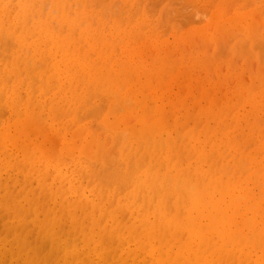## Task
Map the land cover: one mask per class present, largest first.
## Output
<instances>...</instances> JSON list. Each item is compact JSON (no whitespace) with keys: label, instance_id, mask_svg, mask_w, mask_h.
Instances as JSON below:
<instances>
[{"label":"bare ground","instance_id":"1","mask_svg":"<svg viewBox=\"0 0 264 264\" xmlns=\"http://www.w3.org/2000/svg\"><path fill=\"white\" fill-rule=\"evenodd\" d=\"M146 1L147 0H0V109L2 110V113H3L4 109H2V107L6 108V110L9 111V114H7V115L10 116V114H11L10 119H6L7 120L6 122H2L1 119H0V237H2V238L4 237L7 240H9L8 238H10V242H11V239H12L13 240L12 242L14 244H15L14 240L21 241V243L23 242L24 245H26L25 246L26 247L25 248L26 251L27 252H28V250L31 251V252H29L30 255H34L35 253H39V252L45 250L47 247L50 246L49 245L50 243L51 244L52 243L54 244L56 242L60 243L59 241H56V240H58V239H64L65 240V238H69V240L67 239L68 242L70 241V239H75V240L79 239V241L82 240V243H85L86 246L90 242L92 244L93 243H98L100 245L101 244H103V245L104 244H108L109 245V244H115L116 243V245L119 244L118 247H121L122 244H123V246L121 247L122 248L121 250H123V248H127L128 249V247H124V245L126 243H128V241H129L130 244L131 243L133 244V242H135V243L139 242L140 243V241L142 240V237L144 236V235L141 236V233H142L141 229L144 226H146V225H151V228H152L151 229L149 227L150 230L148 229L146 233H148L150 235L153 234V236L157 232V228H158V231L162 232V233H176V234H179L180 233L179 232L180 228L184 227L186 229H189V231L191 233H193V234L199 233V231H202V230L206 231L207 229H209L210 234L207 233V232H206V234H209V236L211 235V233L214 234V235L217 234L218 237H220L219 234H220L221 230H219L217 232L216 229L218 230V228L219 229L222 228L223 234H224L223 236L226 235L224 237L226 240L222 241V244H220L219 247H221V250L219 249V247L216 248L217 252H218V250H220V252H222V253H223V250H224L223 247L226 246V244H228L230 246L229 241L231 242V246H230L229 249H231V247L233 245L237 244L238 242H241V240L243 241V237L242 236L244 234H241L240 231L243 232L242 229H245V228L250 229V228L258 227L260 225L261 228L259 230V236L261 237L262 241L264 240L263 239L264 238V236H263L264 235V169H262V168H264V165H263L264 164V157L262 158L261 154H260L261 157H258L259 154L258 155H252L253 153L255 154V152H258V153H262L263 152L264 153V151H262L264 149H261V148H264V146H263L264 144H263V141L261 139L262 138L261 134H263L264 129H260V130L258 129L257 130V129H255L252 126V124L250 125L254 129V130L252 129V134L255 133V132L257 133L259 131V133H258L259 135L258 136H260L259 138L262 141V143L259 140H257V143H259V144L261 143L260 144V150H259L258 146L255 148L256 145L255 144L253 145L252 144L253 142L251 143L249 141V140L253 141L254 139L256 140L258 136L255 137V136L251 135V137H254V139L252 140V138L249 137V139L247 140V136L248 135H246L244 133H247L248 131L244 132L243 134H242V132L239 134V132L241 130H239V132H238V136H240V137L234 138L237 135L236 134L237 132H236L234 134L231 133L232 137L229 136V138H233V139H236V140L238 139V141L240 140L239 143H238V141H236L237 143L234 141L235 144L238 146V148H237V146H234V149L236 147V150L237 149L240 150V147H241L240 143H242V148H241L240 152L243 151L242 149H244L243 145H247L246 142L249 143L250 145L248 144V148H247V146H245L246 149H247V151H245L246 153H244V151H243V153L241 152L242 154H240L239 151H237V154L239 153V156L237 155V157L230 158L229 154H227L229 156L224 155V156H226V157H224L219 147L225 146V144L227 143L226 140L229 141L228 145H229V147H231L230 149H233V146H231L230 144H232V145L234 144V142L233 143L231 142L233 139L231 141L228 139L227 135H230V134L225 135L226 133L224 134V136L220 135V133H219L220 137L218 136L217 140H218V142H221V141L222 142H221L220 145L215 144L217 148L213 149V147H214L213 143L215 142V140H214V142L212 143L213 139L215 138V137L213 138V136H214V134L216 132L218 133V131L216 130V126H218L219 124L222 126V130H221V126H220V130H219V127H218V130L221 133H224V130H226V132H230V131L234 132L233 130L236 131L238 129H242V131H243L245 129L244 128L245 126L244 127L240 126V124L237 121V119L242 118V116L244 115L243 113H238L239 104H238V107L235 106L238 109H236V111H234V113L232 112L233 109L231 110L229 108L230 111H231L230 113L236 114L235 112H237V114H240V115H238V116H240V118L237 117V115L234 116L233 114H231L232 117L234 116L232 119L234 120V118H235L236 120H234V121H237V122H234L233 120H231L230 113H229V111H227L228 112L227 114H229L228 117H230L231 122L233 121L232 122L233 124L231 125L229 118H227V114L225 112H224L225 114L222 113L223 110H225V108H227V106L226 107L224 106L225 108L221 109V107H222V106L220 107L221 104L217 103L220 100H217L216 103L218 104V107L216 106L217 109H215L216 110V112H215L216 116H217L218 113H220L219 110L221 109V111H222L221 114L225 115V117H224L225 120L228 119L230 124L228 122H226L227 124L225 122H222V123H224L223 125L221 124V120H220L221 119L220 118L221 114L220 115L218 114V116H219L218 118H220V119L215 117V115H213L214 118L212 117L214 120H215V118H217V121H220V123L218 125L216 123L217 121H215V125H214L215 127L212 126V125H211L212 127L210 125H207V123L209 122L208 119H210L211 116L206 118V120L208 121V122H204V124H206V128H208V126H210L208 128V130L209 129L211 130V128L212 129L215 128V130H216V131L213 130L214 133L211 132L212 130L211 131L209 130L210 133H209L208 137L209 136L212 137L213 138L212 140L210 138H208L207 136H205L206 139L208 138L211 141V144H213V145H210L209 144L210 141L208 139L206 141L201 136L202 135L201 133L204 132L205 129L202 128L204 125H202L200 123L201 119L199 120V122H198V119H199L200 116L203 117V115L205 113L203 115H200L199 113H202L200 111L198 113V115H200V116L197 115V119H196V116H195V119L197 120V122L199 124H201L200 128H202L203 131L201 129L197 130V128H199V125L196 126L195 125L196 122H194V124H192L193 125L192 128H195V126H196V131H198L199 135L201 134L200 136L203 138L202 140H205V141H201L202 142L201 144H203V146H204L203 142H205L206 143L205 146H206L207 143H208L207 152L209 154H211L210 158H212V153H214L213 151L217 150L219 148L218 149L219 151H217L218 154L215 153V156L218 155L219 157L218 156H217V158L213 157V159L214 160L216 159L215 160L216 162L218 161L220 167L217 166V164H218L217 163L214 166L216 168V170H214L213 172H212V169L210 170V168H212V166H213L212 164H215V161L210 160L209 159V155L208 156L205 155L207 153L205 151L206 147L204 149H202L203 146L201 145V146H199L198 150L196 149V146L200 145V143L197 144V142H196V146L195 147L193 145L194 142L191 143L192 144L191 147H189V145H190L189 143L185 144V148L186 149H189V148L192 149L193 148V151L197 154L196 155L194 153V155H196V158H193L194 155L192 153L193 156L189 155V159H191V160L188 161V159H186L188 162H185V161L182 162L183 159L180 156L185 157V155H186V158H187L188 157L187 156L188 153L183 154V152L180 151L183 155L179 154V156H178V161H180V159H181L180 163H182V164L184 163L185 165L184 164L183 165H184L185 168H188V167L191 168L190 165H188V164H190V162H193L194 159H195L197 162L194 161V162H196L195 163L196 166L195 167L193 166V167H194V171H196L198 173L201 171V169L203 171V168H202L203 164H199V162H200L199 159L202 158V160H203L202 162L205 164V166L209 165V163L211 161H213L210 164L209 168H208V166L205 167V168H207V170H206L207 172H205L203 174L204 175L203 179H205V181H203V182L205 183V185L208 183V185L211 186L212 184L214 185L215 182L220 181V183L222 184V187H221L222 190L219 193L216 192V191H212L210 193H205V194L200 193L199 195H196V194H194V191L192 190V188H190V187H192V186H190V182L192 180L189 181L190 177L188 176L187 172H185L186 170H182L181 169L182 166L178 167L177 164H179V162H177V161L174 162V159L176 157H173V156H177L178 154L177 155H176V153L175 154H171L173 148H170V147H172V144H173V143L172 144L170 143L171 140L173 141V139L174 140L178 139L176 141H180L179 138H181V140H182L181 133H180V136L178 135V137H177L175 135L174 138H172L173 136L171 135L172 136L171 140H169V136H170L171 130L169 132V135L167 134V138L168 139L167 138H165V139H167L166 141H167V143L169 142L170 146H169V144H166L165 146H169L168 148L171 151L170 153H169L167 147L165 148L163 145L158 146V144H159L158 141L159 140L157 141L156 139H158V138L160 139L161 138V136L159 137L158 134L161 135L163 133H167L168 132L167 131L168 128L165 129L167 131L166 132L162 128V126L165 128V126H166L165 125L166 124L165 120L166 119L168 120V118H169V116L167 118L166 114L165 115L163 114V109L161 111L159 110L158 105H160V103L156 105V108L159 111L158 113H162V115H164V117L166 119L165 120L163 119L165 121V123L163 122L162 119L158 120V118L156 120L153 119V121H151L152 123H154V121H155V123L156 122L159 123V124L156 123L157 126H156V124H155V126L153 125L154 127H156V131L157 130L159 131V132H157L158 133L157 136H156L155 132H152V133L150 132L152 135L149 138H148V135L146 136V133H148V131L150 129L152 131L153 126L150 128V125H149V128H148L149 130L146 129L147 131H144L142 133L140 132V130H145V128L143 129V125L140 126L141 122L143 120L141 118V122H140V120H137L138 123H135L132 120V122H134L136 126H138L140 124L138 126V127H140V130L139 129L136 130V131H138L137 134L135 133V130H133L134 129L133 126H131L133 129H131V128H129L128 123H126L127 125L124 124V125H126L128 127L125 126V128L123 130L127 132V135H129V137L126 135L127 137L125 138V140H123L122 135H123L124 132L121 131L122 132V134H121L118 131V130H121V128L118 127V124L121 121L118 119L119 120L118 123H115L117 121L114 122L117 125V127H115L116 125H113L111 123V121L113 122V120H115V118H114L115 115L114 114H116V113H113V111L116 110V108L111 106V103L113 104V101H114L113 99L117 97L116 95H115L116 97L113 96L114 97L113 99L111 98V100H113V101H111V103L109 104L111 106V109L113 107V109L111 110L112 114H110L111 111H110L109 107H107L108 111L106 110L107 112L110 111V113L108 115H110V117H113V120H110V123L108 124L109 120L106 121L108 115H107L106 118L104 117L106 115H102L105 118V120L103 118L102 121L100 120L101 122H99V124L102 123V125H104V129L107 128V130H106L107 137L106 138H110L111 134H112L111 138H114V139H116L115 135L119 136V138L121 136V138L120 139L118 138L117 140L119 141V143H120L121 139L124 141V142H121L124 145H126V149L121 147L123 151L124 150H128L127 149V147H128V148H131L130 152H132V150H134L136 152V154L140 155V159L144 158L146 156L144 158V160L145 159L146 160L145 161L143 160L144 161L143 163L141 161H139L141 163V165L144 164L142 166L143 168L141 167L139 162L136 163V162H134L135 160L133 158H131L133 153H132V155H130L129 159H127L128 158L127 156H129L130 152L127 153L128 155H126L124 153L125 152L124 151V152H122V154L124 153V155H122L120 153V156L122 155L123 156V160L126 159L127 161H130V162H127L125 160V164L123 165V163H122L123 161L122 162L120 161L121 162V165H120L121 169H119L118 167H114V168H118L120 170V171H116V173H113L115 175H113V174L110 175V171L113 172L116 169L110 170L112 168H109V170H110L109 171L108 168H107V170L109 171L108 172L109 175H108L107 170L106 169L103 170L107 166L106 167L105 166L102 167V166L103 165H108L109 162L107 161V158H105L104 152H102V150L100 151V149H102V147L106 148L105 147V144H107L106 143V139L104 140V138H103L102 141H99L100 142L99 144H98V140H100V139L96 140L97 138H99L98 136L101 133V131H99L100 132L99 134L97 133L98 136H96V139H94L95 136L93 137V135L94 134L96 135V133L94 132L95 131L94 128L90 127V123H89L90 121L87 122V123H89L88 124L89 127H90L89 129H88V126H85L86 124H83L82 122L81 123L86 127V128H84L82 130H81V128L84 127V126H82V127L79 126L78 128L76 127L75 128L76 130L74 129V127H72L74 130L70 127L71 125H73V123L75 124V126H78L77 124L80 123L78 121L79 118L77 117V113L78 112L79 113H84L85 110H86L87 105L89 104L88 102H90L91 98L94 97V96H92L93 94H90V93H92L91 89H95L96 88V92H98V88H97L98 86L100 87V89L102 87L103 91H104V88L109 86L108 88L110 90H108L107 88L106 89L111 92L112 88H110L109 84H113L114 88H116L117 90L118 89L120 90V87H118L120 85H118L117 83L120 82V80L122 81L123 77H125L124 79H126L127 75H128V77L129 76L131 77V75L132 76L134 75L135 78H137L136 77L137 75H135L134 72L132 73V71L134 69L135 70H139L137 68L142 66L143 68H141V70H142L141 72L143 73V69H145L144 72H146L147 68H144L145 65H139L140 64V62L138 61L139 59L137 60V58H140V60H142L141 55H143V54H141L140 52L138 53V48L133 47V42L131 41L130 38L135 39V37L139 35V36H141V40H144L146 38V36H147V34H146L148 32L147 28L149 30V27H150V29L152 27V30H151V32L153 33L152 34V39L155 36H157V34H155L154 32H156V33L160 32L159 31L160 28L158 29V26L161 27L162 25H158L160 23V21H161L159 18H160V16H163V15H160L159 17L157 15L159 20L158 19L157 20L153 19V20H155V23H156V21L157 22L159 21V23L157 24L158 26L155 24L156 27H154V26H151L152 25L151 22L153 21L152 17L154 18V16H153L154 14L152 15V17H150L145 9L147 8V5H149V7H151V5H152V7H155V5H154V4H156V3H154V1H155V2H157L158 6L153 8V9H151L153 12H155L154 9H156V8L158 9L159 6L161 5L162 1L164 3H167L166 0L165 1L164 0H161V1L160 0H157V1L156 0H152V1L148 0V1H151V2H149L151 4H149V3L147 4ZM171 1L173 2V0H171ZM171 1H168V5L167 6L169 8H171V5H172L170 3ZM193 1L192 2H188V3H193ZM197 1H199V0H197ZM213 1L214 0H212V2H211V0H210V2H211V4H210L208 2V0H206L205 4H206V2H208L210 5H215L213 3ZM230 1L231 0H229L228 2H230ZM152 2H153V4H152ZM163 2H162L163 7L161 6L162 7L161 10H163V8H164V3ZM214 2H217V1L215 0ZM222 2H220V3L222 4ZM225 2H227V1H225ZM254 2L256 3V1H254ZM94 3H95V5H97L96 8L94 6ZM169 3L171 4L170 6H169ZM181 3H182V1H181ZM220 3H218V6H219ZM145 4H146V6H145ZM185 4H186V2L184 3L183 6L186 9H184L183 6L180 7V8H182L183 11L186 10V11H184V12H186L185 15L182 14L184 12L179 14L178 11H176V13L180 15L179 16L180 21L182 20L181 18H183V17L185 18L186 16H187V18L193 17L192 14L195 11H196L195 14H194L195 16H196V13H197V10L191 9L194 5H190L189 6V7L192 6L190 9L194 10L192 12V14H191L190 12H188V11H190V9L187 11L189 4L188 5L186 4L187 6ZM172 6H175V4L172 5ZM203 6L201 7V5H200L201 8H203ZM237 7H236V9L238 10L239 7L238 8ZM242 7L244 8L243 5H242ZM100 8H102V12H98L97 11ZM219 8H221V7H219ZM248 8H249V6H248ZM258 8H259V6H258ZM157 9H156V11H157ZM176 9H178V8L176 7ZM256 9H257V7H256ZM165 10L167 11L169 9H167V7H166ZM217 10H218V8H217ZM148 11H149V9H148ZM218 11L220 12L221 10L219 9ZM218 11L216 12V15L214 16V14H213L212 17H213V20H214V18L218 16L217 18L219 19L220 23H222V26L219 23L218 29L215 32V33H219L217 35L221 37V35H223V33H224L223 31H226V28L228 26L223 25V23H225V20L224 21L220 20V18H219L220 16L219 15L221 14V12L218 13ZM226 11H228V10H226ZM168 12H171V11L170 10L167 11L166 16L164 15L165 18L167 17L166 19L168 21L169 20L173 21L175 19L177 21V18H178V16H176L177 14L175 13L176 15L173 16V12L172 13H168ZM249 12H247V13H249ZM255 12H257V11L255 10L254 13ZM150 13H152V12H150ZM157 13H160V11L159 12L157 11ZM187 13H190V15L187 14ZM200 13H201V11H200ZM202 13H204V12H202ZM225 13H227V12H225ZM170 14H172V15H170ZM229 14H231V13H229ZM168 15L170 16L169 19H168ZM188 15H189V17H188ZM207 15H208V13H207ZM260 15H261V17H263L262 14H260ZM197 16L200 17L199 15H197ZM223 16H225V14ZM234 16L235 17L239 16L238 19L232 16L233 18H235V20H233V18L231 17L232 20H230V21H232L233 23L235 21L234 24H236V22L239 20V18H242L244 20L243 22H245L246 18L249 19V22H250V19H251L250 17H252V19H253V16H251V13L249 14V16L247 14L246 18L244 17V16H246L245 14H244V16L243 15L241 16L240 14L238 15V13H237V15H234ZM173 17H177V18H173ZM201 17L203 18V14H202ZM225 17H223V18H225ZM202 18H196V19L200 20ZM204 18H206V17H204ZM217 18H216V20H217ZM103 19H105V20H103ZM190 19L194 20L195 18H190ZM196 19H195V21H196ZM261 19L262 18H260L258 20H260V22H261ZM108 20H109V22H107ZM193 20H192V22H193ZM116 21H118V22H116ZM212 21L210 23H212ZM221 21H223V22H221ZM227 21H228V19H227ZM257 21L256 22L252 21L253 23L252 22L251 23L252 24L257 23ZM197 22H199V21H197ZM202 22L205 23V20L202 21ZM260 22L258 24H260ZM121 23H123V25ZM238 23H240V21ZM109 24L111 25V27H110V32L111 33H110V35L108 37H106L104 35V33L107 31V28H105V27L107 25H109ZM215 24L213 23L212 26L215 25ZM217 24H218V22H217ZM258 24L256 26H258ZM170 25H171V23H169V25H167V26H170ZM174 25H175V22H174ZM249 25H250V23H249ZM224 26H225V28H223ZM239 26H240L239 27V29H240L242 26L241 25H239ZM122 27H124L125 29H123ZM255 27L253 25L254 29L252 27H249V28H250V30L252 29V31L256 32L255 29H257V27L256 28ZM260 27H261V24H260ZM169 28H171V27H169ZM201 28H199V30ZM206 28L201 29V31H198L197 34L199 32H201V35H204L205 38H206V34H204V33H208L209 36L206 38L208 40L212 35L210 33L211 32L210 30H209L210 32H208V31L205 32V30H207ZM209 28L211 29V27H209ZM154 29L155 30L158 29V31H155ZM219 29H220V31L222 29L223 33L219 32L218 31ZM258 29H260L259 26H258ZM143 30L147 31V32H144ZM169 30H171V29H169ZM173 30L174 29H172V31ZM202 30L204 31V33L202 32ZM233 30L229 31V33L232 36L229 35L227 32H225L224 34L227 33V35L229 37L233 38V35L235 34V33L233 34ZM77 31H79V37L78 38H76V36H75ZM174 31H173V33H174V36H175L176 32H174ZM243 31H244V33L246 32V34H247V30L246 31L243 30ZM91 32L92 33L94 32L95 34H97L99 36L100 39L103 40L100 44H97V47H96V50L99 52V54H101L100 58L105 59L104 52L101 53L103 51V49L107 48V50H106L107 54L106 55H108V50L112 49V54H113L114 53L113 49L115 50L117 48V46H120V48H123V50H121V52L124 54L123 55L124 56V61L120 64V63L117 62V57H116V63H118V65L116 64L117 65L116 66V65H114V62H112L113 61L112 59L114 58L112 56V59H111V57H109L110 58L109 62L106 60L108 63L105 62V64L103 66L101 64V66H102V67L100 66L101 68H91V66L92 67L94 66V64L92 65V63H95L96 65H98V63H97L98 60L96 59L97 61H95V62H90L91 61L90 60L88 62V58H87L88 56L87 57H86V55L82 56L80 46L79 47L77 46L79 43L82 44V42H86L88 40L90 41ZM180 32H178V34L176 36H179ZM258 33L257 34L253 33L254 35L251 34L250 38L253 39V41H254L255 38L257 40L261 41L260 36H259L260 34L258 35ZM150 34H148V35H150ZM161 34L163 35V33H161ZM114 35L117 36V38H118V41H117L118 43L117 44L113 40V36ZM193 35H194V33H193ZM193 35H191V36H193ZM196 35H194V37ZM227 35H225V36H227ZM256 35H257L258 38L256 37ZM139 36H138V38H139ZM142 36L145 37V38L142 39ZM198 36H200V34H198ZM236 36L237 35H235L234 39H236ZM252 36H254V37H252ZM262 36H264V34ZM160 37L157 36V38H159L160 41L162 39L164 40V38H165V36H163L164 38L162 37V39ZM201 37L203 38V36H201ZM117 38H115V39L117 40ZM191 38L193 40V37H191ZM213 38H215V35L213 36ZM156 39L154 41H156ZM188 39L190 40V38H188ZM216 39H217V37H216ZM219 39L222 40L221 38H219ZM136 40H137V38H136ZM148 40L150 41L151 39H148ZM173 40L174 39L170 40L172 42V44L168 43L170 41L167 42L168 44H171L172 47H170V45H169L166 48L169 49V47H170V49L176 50L177 48H175L174 45H176V47H177V44H178L177 41L180 40L181 41V45H182V42L184 41V40L182 41V39L180 38L178 40L175 39L177 41L174 43ZM240 40H239V44L241 42ZM257 40L254 42V44L259 42V41L257 42ZM139 41H140V38H139ZM154 41L152 43L153 45L155 44ZM225 41H226V39H225ZM196 42H197V40H196ZM200 42L201 41H199V43ZM231 42H232V40H231ZM244 42H246V40L243 41V44L241 43V45L244 46V44L247 43V42L246 43H244ZM114 43L116 44V46H115ZM135 43H137V41ZM135 43H134V45H136ZM173 43H174V45H173ZM218 43L219 42H217V44ZM236 43H237V41L236 42L234 41V45ZM118 44H121V45H118ZM150 44H151V41H150ZM207 44H208V42H207ZM209 44H212V43H209ZM239 44H237V45H239ZM258 44H260V43H258ZM155 45H158L157 41H156ZM194 45H196V44L194 43L193 46ZM121 46H123V47H121ZM140 46L145 47L144 45H140ZM165 46H167V45H165ZM165 46H163V47H165ZM81 47L82 48L83 47L86 48L88 46H85V44H84ZM200 47L202 48V46H200ZM203 47H205V46H203ZM222 47H223V45H222ZM247 47H246V49H247ZM133 48H135V49H133ZM152 48L155 49L154 47H152ZM152 48H149V49L152 50ZM198 48H199V46H198ZM236 48L237 47H235V49ZM79 49H80V52H79ZM88 49L89 48H87L85 52H87ZM145 49H147V47ZM159 49L161 50L163 48L159 47ZM185 49H186V47H185ZM220 49H222V48L220 47ZM227 49H228V47H227ZM235 49H233V50H235ZM135 50H137V52ZM142 50H143V48H142ZM207 50L209 51V49H207ZM228 50H226V52ZM116 51H118V50H116ZM153 51L155 52L156 49L153 50ZM153 51H152V55H153ZM167 51H166V53H167ZM180 51H181V49H180ZM202 51H203V49H202ZM202 51H201V53H202ZM29 52H30V54L32 52L33 55H34V56H32L31 59H29L30 58ZM159 52L160 51L158 50V52H157L158 53V56H157L158 58H159V54L163 53V51L161 53H159ZM193 52H195V51H193ZM228 52H230V51H228ZM240 52H241V50H240ZM87 53H89L91 55V57L93 56L91 54V52H87ZM206 53L209 54V52H207V51H206ZM219 53H221L220 50H219ZM89 54H87V55H89ZM171 54H172V52H171ZM175 54H177V53L174 52V57H176ZM178 54H179V51H178ZM183 54H181V56L177 55L176 58L182 57ZM187 54L185 53L183 57H185ZM189 54H190V52H189ZM90 55H89V58H90ZM116 55H114V56H116ZM144 55H146V54H144ZM215 55H216V57H213V59L218 58L217 54H214L213 56H215ZM162 56H163V54L160 55V58H162ZM164 56H165V58H167L169 55L167 54V57H166V55L164 54ZM170 56L172 57L173 55H170ZM195 56H196V54H195ZM222 56H226L227 57V55H222ZM257 56H258V54H257ZM191 57H194V56H191ZM238 57L239 56H237L235 58H238ZM148 58H149V56H148ZM151 58H150V60H151ZM165 58H164V60L162 58L163 63L166 62L167 66H171V65H169L170 63L173 64L171 62V60L167 59V60L170 61V63H168L167 60L165 61ZM185 58H186V61H187L188 57L186 56ZM243 58H246V57L243 56ZM257 58H259V57H257ZM32 59L35 62L33 61V64H30ZM43 59H45V61ZM153 59H154V63L156 64L157 61H155V60H157V58L153 57ZM223 59H225V57H223ZM42 60L44 61V63L42 62ZM144 60H143V63H144ZM150 60H149V62H150ZM158 60L160 61V59H158ZM173 60H175V59L173 58L172 61ZM211 60H212V58H211ZM37 61L38 62L41 61V62H39L40 64ZM137 61L139 62V64H137L138 63ZM180 61H182V60L180 59ZM186 61H185V63H186ZM196 61L194 60V62H196ZM149 62H148V65L147 64L146 65L149 66L153 70H155V68H156L155 66L159 65L158 63L156 65L153 63L154 65L150 66L151 63H149ZM203 62H204V60H203ZM206 62H208V61H206ZM212 62H213V60H212ZM42 63H43V66H45V67H43V66L41 67L40 66V65H42ZM109 63H110V66L108 67L107 65ZM143 63H141V64H143ZM145 63H146V61H145ZM163 63H162V67H163V65H166V64H163ZM185 63L182 65L183 67L186 66ZM205 63H204V65H205ZM34 64L36 66L34 68H32V65H34ZM37 64H38L39 68L41 67L42 69L41 68L40 69L37 68ZM225 64H227V63H225ZM234 64H233V66H234ZM190 65H192V64H189V66ZM196 65H198V63H196ZM224 65H222V63H221L220 66H224ZM115 66H116V69H115ZM174 66L176 67L177 64L174 65ZM205 66H203L204 68H202L200 66V68H202V70H203V69H205ZM245 66H246V63H245ZM175 67L173 68L174 70H176ZM194 67H196V66H194ZM259 67H260V64L258 65L257 69ZM117 68H118V70H117ZM186 68H188V67H186ZM207 68L208 69H206V73L208 74V72L210 73V71H208V70H209V68L211 69V67H207ZM156 69H157V71H159L160 66L158 68H156ZM180 69L182 70L183 68L180 67ZM218 69H219V67H218ZM226 69H228V68L226 67ZM160 70H162V72H163V68L160 69ZM170 70H172V69H170ZM174 70H172V71H174ZM192 70H193V68H192ZM243 70H244V68H243ZM147 71H149V68L147 69ZM258 71L261 72L262 70H258ZM141 72H140V74H141ZM150 72H148V76H150V75L153 76L152 70ZM162 72L159 73L160 78H161ZM224 72H225V70H224ZM232 72H234V71H232ZM235 72H237V70ZM260 72L258 73V76L263 74V73L260 74ZM136 73H138V72H136ZM146 73H145V77L147 78L148 76H147ZM178 73L176 72L175 74L173 73V75L172 74L171 75L173 77L177 76V79H178V76H180L179 75L180 73L179 74ZM181 73L184 74L183 71ZM228 73H230V72H228ZM246 73H248V72H246ZM156 74H158V73H156ZM207 74H206V77H207ZM233 74H231V75H233ZM253 74L254 73L252 72V75ZM143 75H144V73H143ZM143 75L141 74L140 77H143ZM210 75H212V73H210ZM252 75H251L250 78H253L252 81L254 82L255 81L254 80L255 74H254L253 77H252ZM134 76H133V79H131L132 77L131 78L129 77L131 79V81H129V79H128V81L129 82L137 81L136 83H139L140 80L139 79L138 80L134 79ZM156 76L157 75L154 76V79L150 77L152 79V82L150 81L149 77H148L147 80H149L151 83L154 82V84H155V80L159 79V77L156 78ZM181 76H185V75H181ZM227 76H229V75H226V78H227ZM262 76H264V75H262ZM162 77H164V76H162ZM168 77L171 80L170 76H168ZM211 77L212 76H210V79H212ZM231 77H233V76H231ZM111 78L114 79V80L116 79L114 81V83H113V80H111ZM146 78H144V79L146 80ZM184 78H186V76ZM220 78H223V77H220ZM257 78H259V77H257ZM166 79L163 78L162 80H159L156 85H158L161 82V84H159V85L165 86V84H167V83H165L164 85L162 83H164ZM260 79H261V77H260ZM101 80H104L103 81L104 84L107 82V84H105V87L101 86L102 83H103ZM170 80H168V82ZM180 80H182V79H180ZM207 80H209V79H207ZM243 80H244V78H243ZM243 80H242V83L243 82L245 83V81H243ZM98 81H99V83H98ZM111 81H112V83H111ZM125 81H124V83H122L123 85L125 83H128V82H125ZM176 81L179 82L178 80H176ZM252 81H251V84H252ZM94 82H96V84H94ZM134 82H132V86H133ZM144 82L145 81H143V79H142L141 83H144ZM146 82H147V85H145ZM146 82H145V84L143 86L139 83L138 87L146 86L145 87L146 89L150 88V86L152 84L150 83L151 85L149 86L148 81H146ZM170 82H172V81H170ZM170 82L168 83L169 85H170ZM255 82H257V79H256ZM92 83H93V85H92ZM100 83H101V85H100ZM209 83H213V81L209 82ZM263 83H264V81L262 82V84ZM115 84H117V85H115ZM122 84H121V87H122L121 90L123 92V87L125 88V86H123ZM130 84L131 83H129V85ZM168 84L165 87L169 86ZM179 84H177L179 87H182L185 84L184 87H183V89H185V86L187 84H189V83H187V84L183 83L182 86H181L182 83L180 85ZM224 84H225V82H223L221 85H224ZM257 84H258V82H257ZM257 84L254 85V83H253L254 91H255L256 87L259 88L258 90L263 88L262 85H259V86H262V87H259V86H257ZM89 85H90V89L88 88ZM94 85L97 86V87H95ZM125 85L127 86L128 84H125ZM207 85H208V81L206 83V86ZM210 85H212V84H210ZM239 85H240V83H239ZM239 85H237L238 86L237 88H239ZM92 86L95 87V88H93ZM134 86H136L135 83H134ZM147 86H149V87H147ZM242 86H243V84H242ZM138 87H136V88L134 87V90L136 89V91H137L139 89ZM155 87L156 86H154V89L153 88L150 89L152 92L148 89V91L151 92V93L149 92L150 96H148V99L153 100V104H152L153 108H155L154 106L157 103L155 100H158V102L161 101V100H164V98H165L164 97L165 96L164 93H166V94L168 93V92H164L165 90L163 91L164 92L163 93L161 90H163L165 87L163 89L161 87V90H159L158 94H160V93H163V94L162 95L160 94V96L156 94V96H155L154 95L155 94L154 91H156V90L158 91V89L160 88L159 86H157L156 89H155ZM211 87L212 86H210L209 88H211ZM213 87H214V85H213ZM222 87H225V86H222ZM250 87H252V86H250ZM250 87H249V90L251 91ZM129 88H131V87H129ZM106 89H105V91L108 92ZM180 89H182V88H180ZM186 89L189 90L188 88H186ZM114 90L115 89H113V92H112L113 94L117 92V90H116V92H114ZM121 90H120V92H117V93H119L118 96H120ZM125 90H127V92H128V90H130V91L132 90V92L134 91L133 89H127V87L124 89V91ZM168 90H170V89H168ZM205 90H204V87H203L202 91L200 90V94H201V92H204ZM243 90L245 91V89L242 88V93H243ZM246 90H247V88H246ZM249 90L246 91V95L250 94V93H247V92H249ZM198 91H199V87H198ZM210 91H212V90H210ZM210 91H205V93H203V95L206 94V96L208 94V99L209 100H210L209 94H210V97H211V92ZM238 91L239 90L236 89V93L237 94L240 93ZM99 92H101V91L99 90ZM127 92H125V93H127ZM227 92H229V88L227 89L226 94H227ZM125 93L123 92V94H125ZM133 93L136 94L135 92H133ZM224 93H225V90H224ZM242 93L239 95L240 98L244 97L245 101L247 100L246 102L248 103L249 99H247L245 97V95L242 94ZM108 94H109V92H108ZM134 94H132V95H133V98L134 97L135 98L134 99L131 98L130 100H132L133 102L136 103V100H138V99L136 98L137 96H134ZM200 94H199V96H200ZM237 94L235 96H237ZM251 94H252V92H251ZM258 94L259 95H257V93H256V95H254V92H253L254 96L262 97V96H260V92H258ZM102 95H107V94H103L102 93L101 96ZM111 95L109 94V96H111ZM181 95H183V93ZM203 95H201L200 97L203 98L202 97ZM253 95H251L249 98L252 99L251 97ZM122 96L125 97L126 94L122 95ZM122 96H120V98H119L120 102H119L118 105L121 104V101H124V99L123 100L121 99ZM127 96H128V94H127ZM127 96H126V98H127V101H128L129 97H131V96H129V97H127ZM124 97H122V98H124ZM219 97H220V95H219ZM229 97H231V96H229ZM256 97H253V98L255 99ZM126 98H125V100H126ZM222 98H224V97H222ZM106 99H105V101H106ZM176 99H178V98H176ZM190 99H192V97H190ZM238 99H239V97H238ZM33 100H34V102H33ZM198 100L199 99L196 98V102H198ZM235 100H237V99H235ZM259 100H262V106H264L263 105L264 104L263 103V101H264L263 98L262 99L259 98ZM109 101L110 100H108V102ZM127 101H126V103H127ZM132 101H129V102H132ZM147 101H149V100H147ZM179 101H181V100H179ZM212 101H213V99H212ZM238 101L239 100H237V103H238ZM251 101H253V100H251ZM251 101L249 103L252 106V104L253 103L255 104L258 100L255 99L256 102L254 101L253 103H251ZM93 102H94V100H93ZM133 102L131 104L127 105L125 103V101H124V103L126 104V105H124V107H126V108L123 109V110H121V109L118 110L117 109L116 110L117 114H118V111L120 113V110H121V113H122V111H124V110L126 111V109L128 107L131 108L130 105L135 106V103L133 104ZM137 102L139 103V100ZM154 102H156V103L154 104ZM177 102L178 101H176L174 103H176V105H177ZM192 102H195V101H192ZM209 102H211V101H209ZM221 102L224 103V101H221ZM114 103H115V101H114ZM167 103H169V105L171 107H174L172 104H170L171 102L167 101ZM172 103H173V100H172ZM214 103H215V99H214ZM239 103H242V102H239ZM95 104H98V103L95 102ZM163 104H165V103H163ZM224 104H226V103H224ZM234 104H235V102L233 100V102H232L233 108H234ZM122 105H123V103L121 104V106ZM165 105H166L165 107H167V104H165ZM180 105H181V103H180ZM186 105L188 106V104H186ZM240 105H242V104H240ZM256 105H257V103L255 105H253L254 106L253 109H254V111H256L255 113H256V117H257V114H258V111H259V110H257L258 109L257 107L260 106V105H258V106H256ZM107 106H108V104H107ZM194 106L196 107V105H194ZM124 107L122 106V108H124ZM140 107H141V110H143V107L145 108V105L144 104L142 105V101H141ZM152 107L150 106L149 108H152ZM161 107H163V106H161ZM169 107H168V109L166 108L168 110V112L169 111H171V112L174 111V110H172L173 108L169 109ZM176 107H178V105ZM176 107H174V109ZM181 107H183V106H181ZM181 107H179V108L182 109ZM219 107H220V109H219ZM137 108H139V106H137ZM153 108H152V110L147 108L149 111L151 110L150 111L151 113H149V117H147L148 120H149V118H151L150 115L153 114V112H152L153 110H154V114L153 115H155V109H153ZM210 108H211V106H210ZM240 108H241L240 110H242V107H240ZM260 108L264 109V107H260ZM80 109H81V112H80ZM132 109H134V107ZM132 109L130 110L128 108V110H130V111H128V110L126 111L129 116L131 115L130 113H133ZM178 109L175 110V111H178ZM186 109L188 111V108H186ZM192 109H193V107H192ZM196 109H198V108L196 107ZM199 109L201 110V108H199ZM253 109L250 110V112L252 111L251 114L254 112ZM263 109H261V110L263 111ZM44 110L48 111L47 113H45L46 117H49V119H50V120L48 119V121L50 122L48 124L45 122V120H46L45 115L42 114V113H44L43 112ZM137 110L140 111V108L137 109ZM145 110H146V108L144 109V112L143 111L141 112L142 115H143V113L146 114L147 110L146 111ZM204 110H205V108H204ZM226 110H228V108ZM261 110H260L259 114L263 115L264 113H262ZM125 111H124V113H125ZM136 111L134 110L135 113H136ZM184 112H185V110H184ZM210 112H212V111H210ZM2 113L0 112V114H2ZM4 113H6V111ZM88 113H91V112H88ZM121 113H120V115H123V118L125 120L126 119L125 116L127 114L124 115V113H122V114ZM135 113L132 116L136 117ZM185 113H188V112H185ZM193 113H194V111H193ZM247 113L248 112H246L245 114L247 115ZM41 114H42V117H40ZM85 114H86V112H85ZM87 114H86V117H88ZM139 114H140V112H139ZM147 114H148V112H147ZM189 114H190V111H189L188 115L187 114H183L182 115V117H183L182 119L184 120V116L185 115H186L187 118H189L190 117ZM111 115H113V116H111ZM153 115H152V118H153ZM160 115L159 116L157 115V110H156V116L161 118ZM172 115H174V113ZM190 115L192 116V114H190ZM246 115H244V116H246ZM253 115L250 116V113H249L250 117L249 116H246V117L243 116V118L241 119L242 121L247 123V124L245 123L246 126L249 123L247 118H251V120H253L252 117L255 116V115L254 116ZM81 116H83V115H81ZM81 116H80V120H81ZM140 116H139V118H140ZM260 116H258L259 118L255 117L256 121H259V122L250 121V123L254 122L255 127H257V125H260V123H261L262 126H264L263 125L264 116H263V121H261V122H260ZM4 117L6 118V116H4ZM4 117H2V118H4ZM86 117H84V118L86 119ZM121 117H119V118H121ZM170 117H171V115H170ZM175 117H178V116H176V115L173 116L174 120L172 121V123L175 122ZM192 117H190V119H187V118H185V119L187 121L190 120V122L193 123L192 120L195 121V119L192 118ZM0 118H1V115H0ZM42 118H43V120H42ZM44 118H45V120H44ZM117 118H118V116L116 117V119ZM143 118H145V117L143 116ZM154 118H156V117H154ZM224 118H222V121L224 120ZM244 118L247 119L248 122L246 120H244ZM94 119H95V117H94ZM13 120H14V122L11 123V121H13ZM128 120L130 121L131 118L130 119L128 118ZM128 120L126 122H129ZM186 120H184V121H186ZM105 121H106V123H103ZM145 121H146V119L143 120L144 124H145ZM149 121H148V123H149ZM159 121H161V123L163 122L165 126L164 125L160 126V122ZM178 121H177L176 124H178ZM242 121H241V124H242ZM124 122L125 121H123V123ZM143 122H142V124H143ZM244 122H243V124H244ZM68 123H72V124L71 125L69 124L70 126L67 127ZM182 123H183V121H182ZM237 123L242 128H239ZM43 124L45 125V127H43L44 126ZM82 124H80V125H82ZM110 124H112V126H110ZM121 125H122V122H121ZM173 125L174 124H172V126ZM227 125H229V126L231 125L232 127L230 126V128H229ZM261 125H260V127L262 128ZM56 126H58V127L56 128ZM59 126H63L64 128H61ZM119 126H120V124H119ZM158 126H160L161 128L157 129ZM250 126L248 125V127H247V129H245V131L248 130L250 128ZM183 127L186 130V127L183 125L181 128H179V129H181L180 130L181 132H182V130H184V129H182ZM79 128H80V130H79ZM170 128H171V126H170ZM232 128H234V129L232 130ZM70 129L74 131V132L72 131L73 132L72 134H71V130ZM87 129H88L89 133L87 132ZM91 129H93L94 131L91 130ZM153 129H155V128H153ZM173 129L174 128L172 127V130ZM175 129H177V127ZM190 129L187 130V132L189 131L188 132L189 133L188 134L189 137L192 136V135H194V137H195V135H196V139L194 138V140H197V136H198V140L200 141L199 135L197 134V132L192 130V133H191ZM228 129H231V130L228 131ZM68 130L70 132L69 139H68V137L66 135ZM161 130H162V133H161ZM208 130H207V132H208ZM261 130H262V132H260ZM78 131H79V133H78ZM199 131H201V133ZM175 132H176V130H175ZM193 132H195L196 134L195 133L193 134ZM250 132H251V130H249V133H247V134L250 135ZM115 133H118V134H115ZM182 133L184 135V133H186V132H182ZM88 134H90V136ZM36 135L39 136V141H38L39 143H37V142L34 143L35 140L37 141V139H35L37 137ZM108 135H109V137H108ZM113 135H114V137H113ZM188 135L186 133L185 138H187ZM204 135L205 134H203V136ZM34 136H35V138H34ZM46 136H48V137H46ZM45 137H46V139H45ZM221 137L222 138L225 137L224 139H226V138L227 139L223 141V140H221ZM33 138H34V140H33ZM42 138H43L44 141L42 140ZM185 138H183V140ZM40 139H41L42 143L43 142L44 143L49 142V143H47L49 145V148L47 147L48 149L42 147L43 144L40 142ZM94 140H96V141H94ZM162 140L163 139H161V144L163 142ZM183 140L180 142L182 144V146H183V143H184ZM107 141H108V139H107ZM176 141H173V142H176ZM102 142H104L105 144L104 143L102 144ZM109 142L110 141H108V143ZM224 142H226V143H224ZM185 143H187V142H185ZM113 144H117V143H113ZM238 144H240V145H238ZM176 145L177 144H175L173 146H176ZM157 146L158 147H162L163 146L165 148L164 151H163V149H161L163 152L160 151L161 153H163L162 155H164V152L167 149L168 152L167 151H166L167 153L165 152L166 156H162L160 154H156V152L160 153L159 152L160 149ZM250 146H251V148H250ZM104 148H103V151H104ZM118 148L120 149V147H118ZM175 148H177V146ZM210 148L213 150L212 152H211ZM223 148H224V150H223ZM223 148H221V149L223 150V152H225L226 149H225V147H223ZM226 148H227V144H226ZM230 149L227 148V152L226 153H228L229 152L228 150H230ZM44 150H46V151H44ZM53 150H55V151H53ZM173 150H175V149H173ZM179 150H182V148H180ZM248 150H249V152L252 151L253 153L252 154L249 153ZM257 150H259V151H257ZM50 151H51V153H50L51 155L49 154V156H48V154H46V153H48ZM105 151H107V148L105 149ZM111 151H113V150H111ZM56 152H57V154H56ZM232 152L234 153V150H231V153ZM59 153L61 154V157H60ZM190 153H191V151H190ZM109 154H111L110 151H109ZM150 154H153V157H152L153 159L152 160L150 159L151 158ZM169 154H171L173 156H170ZM234 154H236V153H234ZM55 155H57V156L59 155L60 158L58 157V159H56L57 157L55 158ZM112 156L113 155H111V159H112ZM117 156L119 157V154ZM122 156H121L120 159H122ZM213 156H214V154H213ZM263 156H264V154H263ZM172 157H173V160L170 159ZM197 157L198 158L200 157V158L198 159ZM48 158L49 159L53 158V159H51L52 160L51 161ZM228 158H229V160H227ZM233 158H235V159H233ZM92 160L93 161L95 160V163H96V161H98L99 165L101 164L100 167H102L103 172H99L98 174L97 173L94 174L93 173L94 172L93 167H92L93 171L90 170L92 165L91 166H90V164L88 165V162H90ZM131 160H133V161H131ZM136 160H137V158H136ZM224 160L226 161V163L222 164L221 162H224ZM106 161L108 163H106ZM116 161L119 162V160H116ZM194 162H193V164H194ZM112 163H115L116 166H119V165H117L116 162H111L110 164H112ZM220 163H221V165H220ZM91 164H93V163H91ZM98 164H96L94 166V168H96ZM149 164H150V166H149ZM151 164H153V165H151ZM112 166H115V165L113 164ZM184 167H182V168L185 169ZM214 167H213V169H215ZM178 168H179L180 171L178 170ZM191 169H193V168H191ZM99 170H100V168H99ZM235 170L237 171V173L235 172L236 174L233 175ZM208 171H211V172H208ZM101 174H104V175H101ZM19 178L20 179L22 178V180L20 181ZM96 178H97V180H96ZM98 178H99V180L100 179L104 180V182H101V181L99 182ZM102 178H104V179H102ZM224 178L226 180L223 182L222 179H224ZM191 179H193V178L191 177ZM199 179H200V177H199ZM199 179H197V181H198L199 186H200V183H201V181L203 179L201 181H199ZM228 179H230V183H229ZM192 183H193V181H192ZM199 186H198V190L200 188ZM116 187L118 188V191H117ZM128 189L130 190L129 192L127 191ZM203 189H204V186H203ZM219 189L220 188H218V190ZM211 190H212V188H211ZM124 192H128L127 194H125V197L122 195V194H124ZM120 195L123 196L122 197L123 199H119ZM111 197L114 198L113 202H110L111 201L110 199H112ZM164 198L165 199L167 198V200H169V199L170 200L169 201H164ZM48 203H50L51 205L49 206ZM170 203H171L172 207H170ZM66 220H67V222H66ZM66 223L67 224L69 223L68 225H69L70 229L67 230L68 233L66 235H64V234H62L63 233L62 232V228L64 227V225H66ZM29 224H31V225H29ZM29 226L30 227L33 226L36 230H34L33 228L30 229ZM201 227L204 228V229L200 230ZM1 228H3L2 231H1ZM27 228H28V230H27ZM154 228H156V229H154ZM239 228H241L240 231L236 232L235 230H237ZM146 229L147 228H145L144 231ZM254 230H252L251 232H253ZM35 231L38 233V237L36 239H34L35 236H36V234H35L34 238L33 237H31V238L29 237L28 238V235L30 236L33 232L35 233ZM245 232L247 233L248 231H246V229H245L244 233ZM251 232H250V234L252 235ZM236 233H237V235H239V233H240V236L242 235L241 236V240H239L240 236L239 237L236 236ZM233 234H235V235L233 236ZM33 235L34 234H32V236ZM227 235L230 236V237L233 236V238L236 236L235 237L236 239L234 238L235 239V243H233L231 241L233 239L232 237L231 238L228 237L230 239L228 241L227 240L228 239ZM246 235L247 234H245L244 236H246ZM251 235L249 237L250 238L252 237V239H253L254 238L253 236L258 235V234H256V230H255V232H253V235L252 236ZM159 236H161V234ZM169 236H170V234H169ZM192 236H194V235H190V237H192ZM209 236H208V238H209ZM259 236H255L256 239H254V240H252V239L249 240L250 238H248V235H247L248 242H247V238H245L246 239L245 243L246 244L250 243V242L252 243L253 241H255V243H256V241H257L260 244V241L257 239V237L260 238ZM181 237H183V235H181ZM195 237H194V239H195ZM203 237H205V236H203ZM4 238H3V240H4ZM150 238L152 239V236H150ZM237 238H238L239 241H237ZM32 239L35 240V244H34L35 246H32V243L34 242V240H32ZM143 239H145V238H143ZM178 239L180 240V238H178ZM36 240H38V243H37ZM40 240H41V242H40ZM64 240H62V241L64 242ZM191 240H189V241L193 242V240L192 241ZM189 241H187L188 244H189ZM220 241L221 240L219 239L218 242H220ZM226 241H227V243H226ZM39 242L41 243L42 246L39 244ZM214 242L216 243L215 245L217 246L218 245L217 242L215 240H214ZM23 243H22V245H23ZM28 243H30V244H28ZM71 243H73V242H71ZM135 243H134V247L139 244V243H137V245H136ZM142 243H143V241H142ZM18 244L20 245V242H18ZM45 244H47V247L45 246ZM262 244H264V241H263ZM189 245H193V244H189ZM198 245H195L194 247L198 246V248H202V250H204V248H203L204 247V243L202 244L203 246H201L200 244H198ZM239 245H238V247H239ZM252 245L255 247L257 244L254 245V242H253ZM113 246H112V249H113ZM213 246H214V244L211 247L215 250V248ZM260 246H263V245H260ZM18 247L19 246H17V244H16V249H15L16 252L15 253H18L17 252ZM51 247H50V249H51ZM152 247H155V246L152 244ZM167 247H169V246H167ZM167 247L164 248L163 246L162 247L160 246L159 247L160 252L162 251L161 248H163L165 251H167V250L172 251V250H170V248L173 247V246H171L168 249H167ZM181 247H182V245H181ZM208 247L210 249V244H209V246H206V248H207V250L209 252L208 255L205 254L206 256L204 254L202 255L201 254L202 250L197 248L198 252L200 250L201 256L197 255V257L195 258V262H193L194 261L193 258L196 256L195 255V253H196L195 250L193 252L194 254L190 253L191 255L194 256V257L190 256V257H192L193 260L190 258L191 260L188 261V263H187V260L189 258L187 259V257H186L185 262H182L184 260H179V258L176 259V258L171 257L173 255L171 252L170 253L167 252L166 254H168V255H166V256H164L165 253H163L164 255H161L162 257H160V258L158 257L159 260L158 259H156V260H157L158 264H202L204 262L205 263H207V262L210 263L211 261H212L211 264H214V263L215 264L216 263L220 264V262L222 263V261H224V257H225V261H229L230 257H231L230 261L233 258L236 259L235 256L232 257L233 254H232V256H230L228 254L229 253V249L227 248V246H226L227 249L224 251L225 254L224 253L223 254L226 255V256L227 255L230 256V257L227 256L228 260H226V256L222 257V254L219 257L218 255L220 253L219 252L218 253L215 252L213 249H211V252L213 251L211 253L210 250L208 249ZM235 247H237V246H235ZM85 248L83 250H85ZM93 248L94 247H92V249ZM116 248H117V246H116ZM139 248H141V247H139ZM143 248H145V247H143ZM187 248H188V246H187ZM222 248H223V250H222ZM25 249H24V247L19 248V253L18 254L21 256V254H20L21 250H25ZM112 249H109V250H112ZM117 249H116V251H117ZM239 249H240V247H239ZM1 250H2V248H1ZM3 250H4V248H3ZM119 250H120V248H119ZM119 250H118V253H119ZM191 250H192V248H191ZM231 250H230V254L231 253H235V252H232ZM233 250H235V249H233ZM26 251L24 253H26ZM78 251H80V250H78ZM178 251L179 250H177L176 252L178 253ZM181 251L182 250H180V253H181ZM246 251H247V249H246ZM252 251H255V250L253 249ZM3 252H6V251H2V254H3ZM113 252H110V254H112ZM122 252L120 254H118L117 252H114L117 255L115 254V255H112V256L109 255L108 253H106L108 255V256H105L106 258L104 257V259L102 258L100 260L97 259L98 261L96 260V262L92 258L91 259L93 260V262L87 261L89 259H86L87 257L85 256L86 258L85 257L84 258L86 259V261L83 264H144V263H139L136 260L137 258H134L133 255H131L130 253L128 254V252H131V251L127 250L125 252V254H124V252L123 253ZM172 252H174V251H172ZM226 252H228V253H226ZM238 252H237V254H239ZM8 253H6V254H8ZM10 253H12V251ZM184 253L187 254V256H188L189 249H188V253L187 252H184ZM240 253H242V244H241ZM0 254H1V252H0ZM12 254L10 255L12 257L14 255L18 256V254H14V255H12ZM22 254H23V251H22ZM3 255H0V258ZM46 255H45V257H47ZM156 255H158V254H156ZM156 255H155V257H156ZM17 256H14L15 259L17 258ZM177 256L178 257L180 256L179 253L175 257H177ZM217 256H218V258H217ZM73 257H74V255H73ZM184 257H185V255H184ZM209 257L210 258L211 257H213V258L216 257L218 259V261L215 258L214 259L212 258L210 260ZM258 257L255 260L259 259L260 261H256V262H260L259 264L263 263V259L262 258H258ZM260 257H263V256H260ZM11 258H9V260H11ZM62 259H63V257H62ZM66 259H67V257H66ZM152 259H154V258L152 257ZM181 259H183V258L181 257ZM221 259H223V260H221ZM261 259H262V261H261ZM0 260H2V259H0ZM18 260H16V261L13 260V261L16 263ZM25 260L26 259L24 258V261ZM147 260H148V258H147ZM2 261H1L0 264H2ZM13 261H10V263L13 262ZM24 261H22L21 264H25V263H23ZM30 261L33 262V260L30 259L29 262H27L26 264H28V263L30 264L31 263ZM230 261H229V263H230ZM43 262H45V261L43 260ZM6 263H8V262L6 261ZM6 263L3 262V264H6ZM76 263L79 264L78 262H76ZM76 263H75V261L73 262V264H76ZM157 263L154 262L153 264H157ZM209 263H207V264H209ZM225 263L229 264L227 262H225ZM253 263L256 264L255 261ZM36 264H38V263H36ZM68 264H70V263H68ZM80 264H82V263H80ZM151 264H152V262H151ZM231 264H233V262H231Z\"/></svg>","mask_w":264,"mask_h":264},{"label":"rangeland","instance_id":"2","mask_svg":"<svg viewBox=\"0 0 264 264\" xmlns=\"http://www.w3.org/2000/svg\"><path fill=\"white\" fill-rule=\"evenodd\" d=\"M151 1H152V0H151ZM151 1H148V0H147L146 3L148 4V3L151 2ZM156 1H157V0H156ZM160 1H161V0H160ZM164 1H165V0H164ZM168 1H171V0H168ZM168 1L166 0L167 3H164V2L162 1V2L164 3V8H163V10H161L162 7H163L162 2H161V5L159 4L160 2L158 3L160 6H159L158 9H157V8H156V9H157L158 12L160 11V13H157L156 9H154L155 12H153V11L151 10V9H153V8H155V7L158 6V5H157V2H155V1H154V3H156V4H154L155 7H152V5H151V7H149V5H147V8L145 9L150 17H152V15L154 14V15H153L154 18L152 17V20H153V19L157 20L158 17H159L160 15H163V16H160V18H159V19L161 20L160 23H159V21H158V22L156 21V23H155V20H153L152 22L150 21V22H151V24H152L151 26H154V27H156V25H157L158 23H159L158 25H162L161 27L158 26V25H157V26H158V29L160 28L159 31H160L161 33H163V35H162L160 32H157V33L154 32V33L157 34L158 37H160V36L162 35V36L160 37L161 39H162L163 36H165V38L163 37L164 40L162 39V40L160 41V39L157 38V36H155V37L153 36L154 38L152 39V34H153V33L151 32L152 27H151V29H150V27H149V30H150V31H149L148 28H147V31H148V32L143 30L144 32H147V33H146V34H147L146 38L142 36V39L145 38L144 40H141V36H139V35H138V36H139V38H140V41H139L138 36H136L135 39L130 38L131 41L133 42V47L138 48V53L140 52L141 54H143V55L140 54L142 60H140V58H137V60L139 59L138 61L140 62V64H139V62L137 61V62H138L137 64H139V65H145L144 68H147V69L149 68V71H147V69H146V72H147V73L144 72L145 69H143V73H144V75H143V73L141 72V71H142L141 68H143L142 66H140L139 68H137V69H139V70H135V69H134L136 72H138V73H136L134 70L132 71V73L134 72V74L137 75V76H136L137 78H135V76L133 75V76H134V79H137V80L139 79V80H140L139 83H140L142 86L145 84L146 81H148L149 86L152 84V85L150 86V88H148L149 90L152 89V88L154 89V86H156V87L159 86L160 88L158 87V88H159L158 91H157V90H156V91L153 90V91L155 92V94H154L155 96H156V94L160 96V94L162 95L164 92H168L167 94L164 93V94H165V96H164L165 98L163 97L164 100H161L162 102H161V101L158 102V100H155L157 103L154 102V104H155V103H156V104H155V106H154L155 108H153V107H152L153 100L148 99V96H150V95H149V92H150L151 90L148 91V89L145 88L146 86H144V87H142V86H141V87H138L139 83H136L137 81H135V82L132 81V82H134L135 85H136V86H134V83H133V86H132V82H129V81H131V79H133V76L131 75L132 78L129 76V77L131 78V79H130V78L128 77V75H127V77H128V78L126 77L127 80L124 79L125 77H123V78H122V81L120 80V82H118V81H117L118 83L116 82L118 85H120V86H118V87H120V90H121V88H122V87H121V84L124 83L125 80H126L125 82H128V83H125V84H128V85H129V83H131V84H130L131 86H130V85H129V86H128V85L126 86L125 84H124V85L122 84L123 86H125V88L127 87V89H133V90H134V87H135V88L138 87L139 89L141 88L140 90L138 89V90L136 91V89H135V90L133 91V92H135L136 94H134V93L132 92V90H131V91L128 90V92H129L130 94L132 93V94H134V96H137L136 98L139 100V103L137 102L138 100H136V103L133 102L132 100H130L131 98H133V95L131 94V95H132V96H131V95L127 92V90L124 91L125 88L123 87V92H124V93L127 92V93H125L126 96H127V94H128L127 97L131 96V97H129V99H128V101H127L126 96H125V97L122 96V95H125V94H123V92H122V90H121V94H120V96L124 97V98L121 97V99H122V100L124 99L125 103H126V101H127V103H126L127 105L131 104L132 102H133V104L135 103V106L130 105L131 108L127 106L130 110L134 107V109H132V112H133V113H130V112H129V113L131 114V115H130L131 117H130V116L127 114V112H126V111L128 110V108L126 109V111L124 110L125 113H124V111H122V113H124V115L127 114V115L125 116L127 120H128V118H129V119L131 118L130 121L128 120L129 122H126L127 120H126V119L124 120L123 115H120L121 110H123V109L126 108V107H124V105H126V104L124 103V101H121V104L123 103L122 106H123L124 108H122L121 104L118 105L119 102H120V100H119L120 96H118L119 93H117V92H120V90H119V89L117 90L116 88H114V87H113V84H109V85H110V88H112V89H111V90H112L111 92L108 91V90H110V89L108 88L109 86L106 87L108 90H107L106 88H104V91H103L102 87H101V89H100L99 86L97 87V86L94 85L95 87L98 88V92H96V88L92 86V87L95 88V89H91V90H92V93H90V94H93L92 96H94V97H92L91 100H90V102H88L89 104L87 103L88 105H87V107H86V110L84 109L85 112H86V114H87L88 112H91V113H88V114H87L88 117H86V114H85L84 111H83L84 113H79V112H78V113H77V117L79 118L78 121L80 122V123L77 124L78 126H75L74 123H73L74 126L71 125L72 123H68V124H67V127H69V126L71 125L70 127H71V128L74 127V129H75L76 127L78 128L79 126H81V127L84 126L83 124H86L85 126H88V129H89L90 127H91V128H94L95 131H94L93 129H91V130H93V131L96 133V135H95V134L93 135V137L95 136L94 139H96V136H98L97 133L99 134V133H100L99 131H101V133H100L99 136H98L99 138H97L96 140L100 139V140H98V144H99V143H100L99 141H102L103 138H104V140L106 139V143H107V144L104 143L105 141L102 142V144H103V143L105 144V147L107 148V151H105L106 148H104V147H102V149H100V151L102 150V152H104L105 158H107V161L109 162V163H108V162L106 161V163H108V165H103V166H102V167H104V166L106 167V166H107V167L104 168L103 170H105V169L107 170V168H108V170H109V168H112V169H110V170H114V169H116V170L113 171V172H111V171L109 170V171H110V175L113 174V173H116V171H120L119 169H121V168H120L121 162L123 161L122 163H123V165H124V164H125V160H126L125 158H124L125 160H123V156H122V155H124V153H125L126 155H128L127 153H129L130 150H131V148H128V147H127L128 150H124L125 152L122 150V148L126 149V145H124V144L121 143V142H124L123 140H125V138H126L127 136L129 137V135H127V132L123 130V129L125 128V126L127 125L126 123H128L129 128H131V129H133V128L131 127V126H133V127H134L133 130H135V133L137 134L138 131H136V130H138V129L140 130V127H138L140 124H139V125L137 124L138 126H136L135 123H138L137 120H140V122H141V118H142L143 120L146 119L145 124H144V122H143V120H142L143 124H142V122H141V125H140V126L143 125V129L145 128V130H140V132L142 133V132H144V131H147L146 129L149 128V125H150V128H151L153 125L155 126V124L158 123V122L155 123V121H154V123H152L151 121H153V119L156 120V119L158 118V120H161V119H162V120H163V119L165 120L166 118L164 117V115L166 114L167 118H168V116H169L168 120H167V119L165 120V121H166V124H165L166 126L164 125V123H165L164 120H163L164 123H163V122L161 123V121H159V122H160V126H161V125H164V126H165V128L162 126V128H163L164 130H165L166 128L169 129V130L167 129L168 132L165 130L167 133H163V134H161V135L158 134L157 132H159V131H158V130L156 131V127H154V126H153V128H155V129L152 128V131H151V129H150V130L148 129L149 131H148V133H146V136L148 135V138L151 137V135H152L151 133H152V132H155L156 136H157V134L159 135V137L161 136L160 139L157 137L158 139H156V140H157V141L159 140L158 142H159L160 145L158 144V146L163 145L165 148H166V147L168 148V147L170 146L169 142L167 143V141H166V140L168 139V138H167V134L169 135L170 130H171V133H170V136H169V140H171V137H172V136H173L172 138H174L175 135H176L177 137H178V135L180 136V133H181L182 140H183V138H185L186 133H187V135L189 134V133H188L189 131L187 132V130L190 129V128H191V129H190V130H191V133H192V130H193V131L197 132V134H198V131H196V126L199 125V128H197V130H198V129H201V130L203 131V129H205L204 132H202V133H201V131H199V132L202 134V135H201V134H200V135H201L206 141H207L208 138H210V139L212 140V139L215 137V138L213 139V141H212V143H213L214 140H215V142L213 143L214 145L211 144V141H210L209 139H208V140L210 141L209 144L214 146L213 149H214V148L216 149L217 147H216L215 144L220 145L221 142H222V141H221V142H218V140H217V139H218V136L220 137V135H223V136H224L225 133H226L225 135L230 134V135H227V136H228V139L231 141L233 138H229V136L232 137V134H234V133H236V132H237V133H236L237 135H236V136L234 135L235 137H234V136H233V137H234V138H236V137H240V136H238V132H239V130H241V131L239 132V134H240L241 132H242V134H243L244 132H247V131H248L247 133H249V130H251L250 135L247 134V133H244V134L248 135V136H247V140L249 139V137L252 138V140H253L254 137H251V135H252V136H255V137H257V136L259 135V134H258L259 131H258L257 133L255 132V133L252 134V129H253V127H254L255 129H257V130H258V129H259V130H260V129H264V128H263L264 126H262L261 123H260V125L262 126V128L260 127V125H257V124H256L257 127H258V128H257V127H255V124H254V122H259V121H256V118H259L258 116L261 115V114H259V112H260V110L263 109V108H260V107H264V106H262V100H259V98H261V99L263 98V100H264V97H263V96H264V95H263V94H264V89H263V88H264V83L262 84V82L264 81V80H263V79H264V78H263L264 76H262V75H264V44H263V43H264V36H262V35L264 34V15H263V14H264V12H263V11H264V0H247L248 2H247L246 0H234V1L231 0L230 2H228L229 0H216L217 2H214V1H215V0H214L213 3H214L215 5H210L211 2H212V0H211V2H210V0H208V2H209L210 4H209L208 2H206V4H205V1H206V0H199V1L194 0L195 2H194L193 0H191V1H190V0L188 1V0H187L188 2H192V1H193V3H188L186 0H179V1H178V0H173L174 3H173L172 1H171L170 3H171L172 5L175 4V6H172V5L169 3V6L171 5V8H169V7L167 6V5H168ZM175 1H176V2H175ZM181 1H182V3H181ZM184 1L186 2V4H187V3L189 4V5L187 4V5H188V9H187V11L192 7V6L189 7L190 5H194V6L196 5L197 7H196V6H195V7L193 6L191 9H195V10H197V13H198V12H199V13H198V14L196 13V16H195L194 14H195L196 11L192 14V12H193L194 10H191V9H190V11H188V12H190V13L193 15V17H189L190 13H187V14H189V15H188L189 18H187V16H186L185 18L183 17L184 19L181 18L182 20L180 21V18H179L180 15H179V14H181V13L184 12V11H186V10L183 11L182 8H180V7H182V6L184 5V3H185ZM218 1H219V2H218ZM222 1H223V2H222ZM225 1H227V2H225ZM232 1H233V2H232ZM254 1H256V3H255ZM199 2H200V3H199ZM220 2H222V4H221ZM243 2H244V3H243ZM177 3H178V4H177ZM194 3H195V4H194ZM218 3H220L219 6H218ZM229 3H230V4H229ZM231 3H232V4H231ZM149 4H151V3H149ZM152 4H153V2H152ZM186 4H185V5H186ZM202 4H203V5L205 4V5L203 6ZM238 4H239V5H238ZM250 4H251V5L253 4V5H252L253 7H252ZM261 4H262V5H261ZM187 5H186V6H187ZM200 5H201V7L203 6V8H201ZM208 5H209L210 7H209ZM242 5L244 6V8L242 7ZM94 6H95V8H96L97 5H95V3H94ZM145 6H146V4H145ZM161 6H162V7H161ZM235 6H236V7L238 6L239 9L237 10ZM248 6H249V8H248ZM258 6H259V8H258ZM166 7H167V9H169V10L171 11V12H168V13H172V12H173V16L176 15V14H177L176 11H178L179 14L176 15V16H178V18H177V17H173V18H177V21H176V19L173 20V21H170V20L168 21V20L166 19L167 17L165 18L166 14H167V11H169V10H167V11L165 10ZM172 7H173L174 9H173ZM176 7H177L178 9H176ZM199 7H200V8H199ZM206 7H207V8H206ZM219 7H221V8H219ZM238 7H237V8H238ZM256 7H257V9H256ZM183 8L186 9L184 6H183ZM198 8H199V9H198ZM217 8H218V10H219V9L221 10V11H220L221 14L219 15V16H220V17H219L220 20H223V21L225 20V23H223V25L228 26V27L226 28V31H223V32H224V33L227 32L229 35H231V34L229 33V31H232V30L234 29V30H233V34H234V33H235V34L233 35V38H232V37H229V36L227 35V33L224 34V33L222 32V29H221V31H220V29L218 30L219 32H222V33H223V35H221V37L217 35V34H219V33H215L216 30L218 29V25H219L220 21H219V19L217 18L218 16L215 17L214 20H213V17H212V16H213V14H214V16L216 15V12L218 11ZM223 8H224V9H223ZM148 9H149V11H148ZM180 9H181V10H180ZM202 9H203L204 11H203ZM211 9H212V10H211ZM225 9L228 10V11H226ZM259 9H260V10H259ZM262 9H263V10H262ZM164 10H165V11H164ZM179 10H180V11H179ZM216 10H217V11H216ZM255 10L257 11V12H255L256 14L254 13ZM97 11H98V12H102V8L98 9ZM174 11H175V12H174ZM200 11H201V13H200ZM249 11H250V12H249ZM150 12H152V13H150ZM161 12H162V13H161ZM163 12H164V13H163ZM202 12H204V13H202ZM220 12L218 11V13H220ZM225 12H227V13H225ZM228 12L231 13V14H229ZM239 12H240V13H239ZM247 12H249V13H247ZM252 12H253V13H252ZM259 12H260V13H259ZM175 13H176V14H175ZM185 13H186V12H184V13H182V14L185 15ZM207 13H208V15H207ZM237 13H238V15L240 14L241 16H242V15L244 16V14H245V15H246V16H244L245 18L247 17V14H248V16H249V14L251 13V16H253V19H252V17H250L251 19H250V22H249V19L246 18V19H245V22H246V23H245V22H243L244 20H243L242 18H239V20L236 22V24H237V25H236V24H234L235 21H234V23H233V22L230 21V20H232L231 17H232V16L235 17L234 15H237ZM242 13H243V14H242ZM246 13H247V14H246ZM155 14H156V15H155ZM187 14H186V15H187ZM202 14H203V18L201 17ZM224 14H225L226 17L223 16ZM254 14H255V15H254ZM260 14H262L263 17H261ZM157 15H158V17H157ZM164 15H165V16H164ZM170 15H172V14H170ZM192 15H191V16H192ZM197 15H199L200 17H198ZM206 15H207V16H206ZM217 15H218V14H217ZM227 15H228V16H227ZM256 15H257L259 18H258ZM194 16H195V17H194ZM221 16H222V17H221ZM162 17H163V18H162ZM169 17H170V16L168 15V19H169ZM204 17H206V18H204ZM223 17H225V18H223ZM233 17H232V18H233ZM238 17H239V16H238ZM238 17L236 16L235 18L238 19ZM164 18H165V19H164ZM190 18H195V19H196V18H202V19H200V20H199V19H198V20L196 19V21H195V19H194V20L192 19V20H193V22H192V20H191ZM216 18H217V20H216ZM235 18H233V20H235ZM260 18H262V19H261V22H260V20H258V19H260ZM150 19H151V18H150ZM159 19H158V20H159ZM227 19H228V21H227ZM240 19H241V20H240ZM254 19H255V20H254ZM103 20H105V19H103ZM166 20H167V21H166ZM185 20H186L187 22H186ZM188 20H189V21H188ZM204 20H205V23L202 22V21H204ZM212 20H213V21H212ZM257 20H258V21H257ZM165 21H166L167 23H166ZM197 21H199V22H197ZM211 21H212V23H210ZM216 21L218 22V24H217ZM223 21H221V22H223ZM239 21H240V23H238ZM252 21H253V22H254V21H255V22L257 21V23L252 24V23H253ZM262 21H263V22H262ZM107 22H109V20H108ZM116 22H118V21H116ZM174 22H175V25H174ZM183 22H184V23H183ZM191 22H192V23H191ZM195 22H196V23H195ZM227 22H228V23H227ZM251 22H252V23H251ZM259 22H260V24H261V27H260V24H258ZM164 23H165V24H164ZM169 23H171V25H170V26H167V25H169ZM213 23H214V24L216 23V24L212 26ZM249 23H250V25H249ZM121 24L123 25V23H121ZM153 24H154V25H153ZM155 24H156V25H155ZM166 24H167V25H166ZM233 24H234V25H233ZM257 24H258V26H259L260 29H258V26H256ZM118 25H119V24H118ZM165 25H166V26H165ZM173 25H174L175 27H174ZM182 25H183V26H182ZM220 25L222 26V23H220ZM239 25L242 26L241 28H242L243 30H245V31L247 30V34H246V32L244 33V31H243L241 28H240L241 30L239 29V27H240ZM248 25H249V26H248ZM253 25H254V27H255V26L257 27V29H255L256 32L252 31V29L250 30V28H249V27H252V28H253ZM172 26H173V27H172ZM176 26H177V27H176ZM205 26H206L207 28H206ZM225 26H224L223 28H225ZM262 26H263V27H262ZM110 27H111L110 24L107 25V26L105 27V28H107V31L104 33V35H105L106 37H108V36L110 35V33H111V32H110ZM169 27H171V28H169ZM180 27H181V28H180ZM201 27H202V28H201ZM209 27H211V29H210ZM214 27H215V28H214ZM219 27H220V26H219ZM256 27H255V28H256ZM122 28L125 29L124 27H122ZM165 28H166V29L168 28V29L166 30ZM175 28H176L177 30H176ZM199 28H201V29L206 28L207 30L204 29L205 32H207V31L210 32V31H211L210 33H211L212 36L208 39L210 42L206 39V38L209 36L208 33H204L203 30H202V32H203L204 34H206V38H205L204 35H201V32L198 33V34H200V36H198L197 32H198V31H201V29L199 30ZM158 29H157V30L154 29V30H155V31H158ZM169 29H171V30H169ZM172 29H174L175 31H174V30H173V31L176 32V33H175V36H174V33H173ZM238 29H239V30H238ZM253 29H254V28H253ZM105 30H106V29H105ZM178 30H179V31H178ZM186 30H187V31H186ZM193 30H194V31H193ZM209 30H210V31H209ZM223 30H224V29H223ZM119 31H120V30H119ZM163 31H164V32H163ZM177 31H178V32L181 31V32L179 33V36H176V35L178 34ZM188 31H189V32H188ZM218 31H217V32H218ZM240 31H241V32H240ZM251 31H252V32H251ZM182 32H183V33H182ZM258 32H259V33H258ZM150 33H151V34H150ZM193 33H194V35H196V34H197V35L194 37ZM214 33H215V34H214ZM237 33H238V34H237ZM253 33H255V34L258 33V35L260 34L259 36H260L261 41H259V40H257V39L255 38V39L257 40V42L259 41L258 43H260V44H258V43H255V44H254V42H255L256 40L254 39V41H253V39L250 38V37H251L250 35L253 34ZM148 34H150L151 36L148 35ZM155 34H154V35H155ZM165 34H166V35H165ZM220 34H221V33H220ZM245 34H246V35H245ZM134 35H135V34H134ZM188 35H189V36H188ZM191 35H193V36H191ZM214 35H215V38H213ZM225 35H227V36H225ZM235 35H237V36H236V39H234V38H235ZM253 35H254V34H253ZM75 36H76V38L79 37V31L76 32ZM144 36H145V35H144ZM148 36H149V37H148ZM180 36H181V37H180ZM197 36H198V37H197ZM201 36H203V38H202ZM231 36H232V35H231ZM239 36H240V37H239ZM242 36H243V37H242ZM261 36H262V37H261ZM95 37H96V38H95ZM173 37H174V38H173ZM175 37H176V38H175ZM191 37H193V40H192ZM216 37H217L218 40L216 39ZM218 37L221 38L222 40H220ZM225 37H226V38H225ZM237 37H238V38H237ZM241 37H242V38H241ZM252 37H254V36H252ZM256 37H257V35H256ZM115 38H117V36L114 35V36H113V40H114V42L117 44V43H118V42H117V41H118V38H117V40H116ZM136 38H137V40H136ZM156 38H157V39H156ZM166 38H167V39H166ZM180 38L182 39V41L184 40V41L182 42V45H181V41H180V40L177 41V40L180 39ZM185 38H186V39H185ZM188 38H190L191 41H190ZM196 38H197V39H196ZM231 38H232V39H231ZM257 38H258V37H257ZM146 39H147V40H148V39H151V40H150V41H151V44H150V41H149V40L147 41ZM155 39H156L158 45H155V44H156V41H154ZM172 39H174V40H173L174 43H175L176 41H177V43H178V44H177V47H176V45H174V43H173V45L175 46V48H177L176 50H174V49H170V47H172V46H171L172 42H171L170 40H172ZM175 39H177V40H175ZM225 39H226V41H225ZM240 39H241V40H240ZM242 39H243V40H242ZM186 40H187L188 42H187ZM194 40H195V41H194ZM196 40H197V42H196ZM219 40H220V41H219ZM231 40H232V42H231ZM233 40H234L235 42L237 41V43L235 44L236 46L234 45V41H233ZM239 40L241 41L240 44H239ZM245 40H246L247 43L244 42V43H246V44H244V46L241 45V43L243 44V41H245ZM88 41H89V40H88ZM88 41H86V42H82V44L79 43L77 46H78V47L80 46L82 56H85V55H86V57L88 56V57H87V58H88V62H89L90 60H91L90 62H95V61L98 60V62H97L98 65H96L95 63H92V65L94 64V66L96 65L97 67H96V66H95V67H94V66H93V67L91 66V68H101V67L105 64V62H107V61L109 62V61H110V58H109V57H111V59H112V56L114 57V58L112 59V60H113L112 62H114V65H116V64L118 65V63L121 64V63L124 61V56H123L124 54L121 52V50H123V48H120V46H117V48L115 47V48H116L115 50L113 49V51H114L113 54H112V49L108 50V55H106V54H107V53H106L107 48L103 49V51H102L101 53L104 52V54H105V56H104L105 59H102V58H100V57H101V54H99V52L96 50V47H97V44H100L103 40L100 39L99 36H98L97 34H95L94 32H93V33L91 32L90 41H89V42H88ZM134 41H135V42L137 41V43H135ZM153 41H154V43H155L154 45L152 44ZM168 41H170V42H168ZM185 41H186V42H185ZM199 41H201V42L199 43ZM214 41H215V42H214ZM229 41H230V42H229ZM144 42H145V43H144ZM148 42H149V43H148ZM163 42H164V43H163ZM167 42H168V43H171V44H168ZM202 42H203V43H202ZM207 42H208V44H207ZM217 42H219V43L217 44ZM220 42H221L222 44H221ZM249 42H250V43H249ZM261 42H262V43H261ZM115 43H114V44H115ZM134 43H135L136 45H134ZM162 43H163V44H162ZM165 43H166V44H165ZM194 43H195L196 45L193 46ZM197 43H198L199 45H198ZM209 43H212V44H209ZM84 44H85V46H88V47H86V48L83 47V48H82L81 46L84 45ZM92 44H93V45H92ZM116 44H115V46H116ZM146 44H147V45H146ZM149 44H150V45H149ZM183 44H184V45H183ZM185 44H186V45H185ZM220 44H221V45H220ZM237 44H239V45H237ZM253 44H254V45H253ZM118 45H121V44H118ZM140 45H144V46L146 45V46L143 47V46H140ZM148 45H149V46H148ZM159 45H160V46H159ZM161 45H162V46H161ZM165 45H167V46H165ZM169 45H170L169 49L166 48V47H168ZM197 45L199 46V48H198ZM208 45H209V46H208ZM210 45H211V46H210ZM219 45H220V46H219ZM222 45H223V47H222ZM225 45H226V46H225ZM250 45H251V46H250ZM150 46H151V47H150ZM156 46H157L158 48H157ZM163 46H165V47H163ZM179 46H180V47H179ZM200 46H202V48H201ZM203 46H205V47H203ZM212 46H213V47H212ZM239 46H240V47H239ZM245 46H246V47L248 46L247 49H246ZM252 46H253V47H252ZM254 46H255V47H254ZM257 46H258V47H257ZM113 47H114V46H113ZM121 47H123V46H121ZM146 47H147V49H145ZM152 47H154V48L156 49L155 52L153 51V50H155V49H153ZM159 47H160V48H163V49L160 50ZM181 47H182V48H181ZM183 47H184V48H183ZM185 47H186V49H185ZM195 47H196V48H195ZM220 47H221L223 50L220 49ZM227 47H228L229 50L227 49ZM235 47H237V48L235 49ZM256 47H257V48H256ZM262 47H263V48H262ZM87 48H89L87 52H91V54L93 55L92 57H91V55H90L89 53L85 52ZM135 48H133V49H135ZM142 48H143V50H144V49H145V50L143 51ZM149 48H152V50L149 49ZM197 48H198V49H197ZM254 48H255L256 50H255ZM80 49H79V52H80ZM94 49H95V50H94ZM108 49H109V48H108ZM157 49L160 51L159 53H161V52L163 51V53L159 54V58L157 57V56H158V53H157L158 50H157ZM178 49H179V50H178ZM180 49H181V51H180ZM183 49H184V50H183ZM202 49H203V51H202ZM207 49H209V51H208ZM233 49H235V50H233ZM116 50H118V51H116ZM140 50H141V51H140ZM150 50H151V51H150ZM167 50H168V51H167ZM172 50H173V51H172ZM192 50L195 51V52H193ZM197 50H198L199 52H198ZM219 50H220V52H221L222 54L219 53ZM226 50H228V51H230V52L227 51V52H228V53H227ZM240 50H241V52H240ZM243 50H244V51H243ZM135 51L137 52V50H135ZM152 51H153V55H152ZM166 51H167V53H166ZM169 51H170V52H169ZM178 51H179V54H178ZM188 51L190 52V54H189ZM201 51H202V53H201ZM206 51L209 52V54L206 53ZM147 52H148V53H147ZM164 52H165V53H164ZM171 52H172V54H171ZM174 52L177 53V54H175L176 57H177V55H178V56H181V54H183V53H184V54H185V53H186V54L188 53V54L186 55V56L188 57V58H187V61H186V58H185L186 56L183 57L184 54L182 55L183 58H182V57H178V58L174 57ZM225 52H226L227 54H226ZM255 52H256V53H255ZM26 53H27V52H26ZM86 53L90 55V58H89V55H87ZM115 53H116L117 55H116ZM180 53H181V54H180ZM194 53L196 54V56H195ZM224 53H225V54H224ZM29 54H30V52H29ZM144 54H146V55H144ZM150 54H151V55H150ZM162 54H163V56H162L163 60H164V58H165L164 54L166 55V57H167V54L169 55V56H168L169 58H168V57L165 58V61H166L167 59L171 60V62H172L173 64H171L170 61L167 60L168 63H170L169 65H171V66H167V63H166V62L163 63L162 58H160V55H162ZM214 54H217L218 58L213 59V57H216V55L213 56ZM219 54H220V55H219ZM228 54H229V55H228ZM257 54H258V56H257ZM114 55H116V56H114ZM118 55H119V56H118ZM147 55L149 56V58H148ZM170 55H173V56L171 57ZM222 55H227V57H226V56H222ZM242 55H243L244 57H246V58H243ZM247 55H248V56H247ZM32 56H34V55H33V53L31 52V54H30V58H29V59H31ZM142 56H143V57H142ZM189 56H190V57H189ZM191 56H194L195 58H194V57H191ZM198 56H199V57H198ZM237 56H239V57H238V58H235V57H237ZM28 57H29V56H28ZM116 57H117V62H118V63H116ZM145 57H146L147 59H146ZM151 57H152V58H151ZM153 57H154V58H155V57L157 58V60H155V61H157V63L159 64V65H157V66H158V67L160 66V69L163 68V72H162V70H160V69H159V71H157V69H156V68H158L157 66H155V67H156L155 70H153V69H151L149 66H147V65H148V62H149V60H150V58H151V60H150V62H149V63H151L150 66H153V65L155 64V63H154V59H153ZM202 57H203V58H202ZM206 57H207V58H206ZM223 57H225V59H223ZM249 57H250V58H249ZM257 57H259V58H257ZM173 58L175 59V60H173L174 62L172 61ZM179 58H180L183 62L180 61ZM184 58H185V59H184ZM189 58H190V59H189ZM211 58H212L213 62H212ZM96 59H97V60H96ZM144 59H145V60H144ZM158 59H160V61H159ZM188 59H189V60H188ZM206 59H207V60H206ZM208 59H209V60H208ZM235 59H236V60H235ZM43 60L45 61V59H43ZM43 60H42V62L44 63ZM106 60H107V61H106ZM143 60H144V63H143ZM194 60H195V61L197 60V61L194 62ZM203 60H204V62H203ZM33 61H34V60L32 59V61H31L30 64H33ZM99 61H100V62H99ZM145 61H146V63H145ZM185 61H186V63H185ZM206 61H208V62H206ZM218 61H219V62H218ZM245 61H246V62H245ZM253 61H254V62H253ZM258 61H259V62H258ZM34 62H35V61H34ZM37 62H38V61H37ZM39 62H41V61H39ZM39 62H38V63H39ZM108 62H107V63H108ZM112 62H111V63H112ZM159 62H160V63H159ZM175 62H176V63H175ZM191 62H192V63H191ZM193 62H194V63H193ZM205 62H206V63H205ZM231 62H232V63H231ZM244 62L246 63V66H245V63H244ZM43 63H42V65H40L41 67L43 66ZM107 63H106V64H107ZM141 63H143V64H141ZM153 63H154V64H153ZM157 63H156V64H157ZM162 63H163V64H166V65H163V67H162ZM178 63H179V64H178ZM184 63H185V65H186L185 67L182 66ZM196 63H198L199 66L196 65ZM204 63H205V65H206V64H207V65L205 66ZM221 63H222V65H224L225 63H227V64H225L224 66H220ZM234 63H235V64H234ZM39 64H40V63H39ZM101 64H102V66H101ZM146 64H147V65H146ZM156 64H155V65H156ZM176 64H177L178 67H177V66H176V67L174 66V65H176ZM189 64H192V65H190L191 67L189 66ZM200 64H201V65H200ZM229 64H230V65H229ZM233 64H234V66H233ZM257 64H258V65L260 64V67H259L260 69H259V68L257 69V67H258ZM117 65H116V66H117ZM172 65H173V66H172ZM202 65L205 66V69H203V70H202V68H204V67H203ZM250 65H251V66H250ZM261 65H262V66H261ZM30 66H31V65H30ZM35 66H36L35 64L32 65V68H34ZM100 66H101V67H100ZM107 66L109 67V66H110V63H109ZM116 66H115V69H116ZM194 66H196V67H194ZM200 66H201L202 68H200ZM232 66H233V67H232ZM238 66H239V67H238ZM253 66H254V67H253ZM41 67H40V68H41ZM43 67H45V66H43ZM174 67L176 68V70L173 69ZM180 67L183 68V69L181 70ZM186 67H188V68H186ZM207 67H211V69L209 68L208 71H210V73H212V75H210L209 72H208V74L206 73V69H208ZM218 67H219V69H218ZM226 67H227L228 69H226ZM231 67H232L233 69H232ZM245 67H246V68H245ZM249 67H250L251 69H250ZM37 68H39L38 64H37ZM40 68H39V69H40ZM153 68H154V67H153ZM167 68H168V69H167ZM192 68H193V70H192ZM199 68H200V69H199ZM243 68H244V70H243ZM41 69H42V68H41ZM150 69L152 70V74H153V76H151L150 74H149L150 76H148V72L151 71ZM170 69H172V70H174V71H172V70H170ZM177 69H178V70H177ZM223 69L225 70V72H224ZM117 70H118V68H117ZM169 70H170V71H169ZM191 70H192V71H191ZM195 70H196V71H195ZM229 70H230V71H229ZM236 70H237V72H235ZM258 70H262V71L260 72V71H258ZM154 71H155V72L157 71L156 73H158V74H156ZM168 71H169V72H168ZM179 71H180V72H179ZM182 71H183L184 74L181 73ZM186 71H187V72H186ZM211 71H212V72H211ZM232 71H234V72H232ZM140 72H141V74L143 75V77H140V76H141ZM161 72H162V74H161V78H160L159 73H161ZM167 72H168V73H167ZM176 72H177V73H178V72L180 73V74L178 73V74L180 75V76H178V79H177V76H176V77H173V76H172L173 73L175 74ZM228 72H230V73H228ZM246 72H248V73H246ZM252 72L255 74V76H254V74L252 75ZM259 72H260V74H261V73H263V74H261V75L259 74L260 76H258V73H259ZM132 73H131V74H132ZM145 73L147 74V76H148L149 78L151 77V78L154 79V76L157 75L156 78L159 77V79L155 80V84H154V82L151 83V82H152V79L150 78V81H151V82H150L149 80H147L148 77H147V78L145 77ZM150 73H151V72H150ZM154 73H155V74H154ZM186 73H187V74H186ZM226 73H227V74H226ZM233 73H234V74H233ZM167 74H168V75H167ZM171 74H172V75H171ZM193 74H194V75H193ZM206 74H207V77H206ZM225 74H226V75H229V76H227V78H226V75H225ZM231 74H233V75H231ZM138 75H139V76H138ZM181 75H185L186 78H184L185 76H181ZM188 75H189V76H188ZM199 75H200V76H199ZM251 75H252V77L254 76V80H255V81H256V79H257L258 84H257V82H255V81L253 82V81H252L253 78H250ZM162 76H164V77H162ZM166 76H167V77H166ZM168 76H170L171 80L169 79ZM194 76H195V77H194ZM210 76H212V77H211L212 79H210ZM218 76H219V77H218ZM231 76H233V77H231ZM139 77H140V78H139ZM181 77H182V78H181ZM190 77H191V78H190ZM217 77H218V78H217ZM220 77H223V78H220ZM255 77H256V78H255ZM257 77H259V78H257ZM260 77H261V79H260ZM144 78H146V80H145ZM163 78H165V79L167 78V79L165 80V82L162 83L163 85H164L165 83L168 84L170 81H172V82H170V85L168 84L169 86L165 87L167 84H165V86L159 85V84H161V82H160L158 85H156V84L158 83V81H159V80H162ZM183 78H184V79H183ZM243 78H244V80H243ZM123 79H124V80H123ZM128 79H129V81H128ZM142 79H143V81H145L144 83H141V82H142ZM174 79H175V80H174ZM180 79H182L183 81L180 80ZM207 79H209L210 81L207 80ZM223 79H224V80H223ZM232 79H233V80H232ZM258 79H259V80H258ZM111 80H113V83H114V81H115L116 79L114 80V79L111 78ZM168 80H170V81L168 82ZM176 80H178L179 82H177ZM227 80H228V81H227ZM239 80H240V81H239ZM242 80L245 81V83H244V82L242 83ZM262 80H263V81H262ZM101 81L103 82L104 80H101ZM153 81H154V80H153ZM173 81H174V82H173ZM184 81H185V82H184ZM207 81H208V85H207L208 87L206 86ZM212 81H213L214 84H213V83H209V82H212ZM251 81H252V84H251ZM261 81H262V82H261ZM180 82H181L182 84H181ZM223 82H225V84H224V85H221ZM227 82H228V83H227ZM98 83H99V81H98ZM111 83H112V81H111ZM120 83H121V84H120ZM150 83H151V84H150ZM179 83L181 84V86L183 85V83H186V84L189 83V84H187V85L185 86V89H183V87H184L185 84H184L182 87H179V86L177 85V84H179ZM217 83H218V84H217ZM220 83H221V84H220ZM239 83H240L241 86H242V84H243V86L241 87V86L239 85ZM246 83H247V84H246ZM253 83H254V85L257 84V86L262 85L263 88H261L260 90H258L259 88L256 87L255 91H256V90H257V91L255 92V91H254V87H253V86H254ZM94 84H96V82H94ZM105 84H107V82H106ZM105 84H104V82L102 83V85H101V83H100V85H101V86H104V87H105ZM117 84H115V85H117ZM175 84H176V85H175ZM180 84H179V85H180ZM210 84H212V85H210ZM92 85H93V83H92ZM98 85H99V84H98ZM115 85H114V86H115ZM145 85H147V82H146ZM209 85L212 86V87L209 88V87H210ZM213 85H214V87H213ZM220 85H221V86H220ZM237 85H239V88L241 87V88H240L241 90H240L239 88H237V87H238ZM149 86H147V87H149ZM200 86H201V87H200ZM219 86H220V87H219ZM222 86H225V87H222ZM247 86H248V87H247ZM250 86H252V87H250ZM262 86H259V87H262ZM118 87H117V88H118ZM129 87H131V88H129ZM156 87H155V89H156ZM161 87H162V89H163L164 87H165V88H164L163 90H161ZM170 87H171V88H170ZM198 87H199V91H198ZM203 87H204V90L206 89L205 91H210V90H212V91H210V92H211V97H210V94H209V98H210V100L208 99V94H207V96H206V94L203 95V93H205V91H204V92H201V94H200V90L202 91ZM221 87H222V88H221ZM230 87H231V88H230ZM249 87H250L251 91L249 90ZM88 88L90 89V85H89ZM180 88H182V89H180ZM186 88H188L189 90H187ZM223 88H224V89H223ZM226 88H227V89L229 88V92H230V93L227 92V94H226V91H227ZM242 88L245 89V91L243 90V93H242ZM246 88H247V90H246ZM252 88H253V89H252ZM105 89L109 92L110 95H111V94H112V95L109 96L108 92H106ZM113 89H115L114 92H116V90H117V92H116L117 94H116V93H114V94L112 93V92H113ZM168 89H170V90H168ZM236 89L239 90V91H238V92H240L239 94L236 93ZM93 90H94L95 92H94ZM99 90H100L101 92H99ZM144 90H145V91H144ZM159 90H161L162 92H163L164 90H165V91H164L163 93L158 94V93H159ZM182 90H183V91H182ZM213 90H214V91H213ZM224 90H225V93H224ZM233 90H234V91H233ZM248 90H249V92H247V93H250V94H251V92H252L251 95H253V92H254V95H256V93H257V95H259L258 92H260V96H262V97H259V96L256 97V96L253 95V96L251 97L252 99H250L249 97H250L251 95H250V94H247V95H246V91H248ZM252 90H253V91H252ZM140 91H141V92H140ZM177 91H178L179 93H178ZM222 91H223V92H222ZM105 92H106V93H105ZM145 92H146V93H145ZM151 92H152V91H151ZM151 92H150V93H151ZM154 92H153V93H154ZM181 92L183 93V95H181V94H182ZM216 92H217V93H216ZM102 93H103V94H107V95H102V96H101ZM172 93H173V94H172ZM186 93H187V94H186ZM198 93L200 94V96L203 95V96H202L203 98H201V97L199 96ZM231 93H232V94H231ZM233 93H234V94H233ZM235 93L237 94V96L239 97V99H238L237 96H235V95H236ZM241 93L244 94L245 97H246L247 99H249L250 101L253 100V101H251V103H253V102L255 101V99L258 100L257 102L255 101V102L257 103L256 106L260 105V106L257 107L258 109L255 107L257 110H259V111H258V114H257V117H256V113H255L256 111H254V109H253V108H254L253 105H255L256 103H255V104L253 103L252 106H251V104L249 103V102H250L249 100H248V103H247V102H246L247 100L245 101L244 97L241 96L243 99L240 98L239 95H240ZM261 93H262V94H261ZM215 94H216V95H215ZM225 94H226V95H225ZM115 95H116L117 97H116ZM167 95H168V96H167ZM219 95H220L221 98L219 97ZM248 95H249V96H248ZM103 96H104V97H103ZM105 96H106V97H105ZM113 96H115L116 98H114ZM173 96H174V97H173ZM229 96H231V97L233 96V97L231 98V97H229ZM247 96H248V97H247ZM46 97H47V96H46ZM46 97H45V98H46ZM190 97H192V99H190ZM222 97H224L225 99L222 98ZM228 97H229L230 99H229ZM253 97H256V98L254 99ZM94 98H95L96 100H95ZM102 98H103V99H102ZM106 98H107V99H106ZM111 98H112V99L114 98L113 100L115 101V103H114L113 100H111ZM125 98H126V100H125ZM134 98H135V97H134ZM134 98H133V99H134ZM146 98H147V99H146ZM176 98H178V99H176ZM196 98L199 99L198 102H196ZM227 98H228L229 100H228ZM92 99L94 100V102H93ZM105 99H106V101H105ZM117 99H118V100H117ZM140 99H141V100H140ZM143 99H144V100H143ZM175 99H176V100H175ZM183 99H184V100H183ZM202 99H203V100H202ZM205 99H206V100H205ZM207 99H208V100H207ZM212 99H213V101H212ZM214 99H215V103H214ZM222 99H223V100H222ZM235 99L239 100L238 103H237V100H235ZM240 99H241V100H240ZM108 100H110V101L108 102ZM147 100H149V101H147ZM165 100H166V101H165ZM172 100H173V103H172ZM179 100H181V101H179ZM182 100H183L184 102H183ZM185 100H186V101H185ZM217 100H220V101L217 102ZM226 100H227L228 102H227ZM233 100H234V102H235V104H234V108H233V105H232ZM97 101H98V102H97ZM111 101H113V104L111 103ZM117 101H118V102H117ZM129 101H132V102H129ZM141 101H142V105H143V104L145 105V108H146L148 114H147V112H146V114L143 113V115H142L141 112H142V111L144 112V109H145V108L143 107V110H141V107H140ZM167 101L171 102L170 104H172L174 107H176L177 105H178V107H176V108L174 109V107H171V106L169 105V103H167ZM176 101H178V102H177V105H176V103H174V102H176ZM192 101H195V102H192ZM199 101H200V102H199ZM205 101H206V102H205ZM209 101H211V102H209ZM221 101H224V103H226L227 105L224 104V103L221 102ZM33 102H34V100H33ZM95 102L98 103V104H95ZM128 102H129V103H128ZM143 102H144V103H143ZM149 102H150V103H149ZM189 102H190V103H189ZM207 102H208V103H207ZM216 102H217L218 104H221V105H220V107L222 106L221 109H222V108H225L226 106H227V108H228V110H226L227 108H225V110H223V112H222L221 109H220V107H219V109H220V110H219L220 113H218L219 115L221 114V112H222V113L225 112V113L227 114V113H228L227 111H229V113H230V112H231L230 109H231V110L233 109L232 112L234 113V111H236V109H238V108H237V107H238V104H239L238 113H243L244 115H246L245 113L248 112L246 116H249V113H250V116L254 114L255 116L253 115L254 117H252L253 120H251V118H247L248 121H249L248 125L250 126V125L252 124L253 127L250 126V128H249L248 130L245 131V129H247L248 125L246 126V125H245L246 122H244V121L241 120V119L243 118L244 115L242 116V118H240V116H238V115H240V114H237V112H235L236 114L230 113L231 120H233L232 118H233L235 115H237V117L240 118V119H237L238 123L240 124V126H243V127L245 126V127H244L245 129L242 131V129H238V128H237L238 130L235 131V130H233L234 128H232V130H233L234 132H232V131H230V132H226V130H224V133L219 132V130H220V126H221V125L219 124L220 121H217V118H218L219 116H218V114H217V116H216V113H215V112H216L215 109H217L216 106L218 107V104H217ZM239 102H242V103H239ZM258 102H259V103L261 102V103L259 104ZM92 103H93V104H92ZM110 103H111V106H113L114 108H116V110H117V109H118V110L121 109V110H120V113H119V111H118V114H117V111H116V110L113 111V113H116V114H114V115H115V116H114L115 120H113V117H110V115H108V114L110 113V111L113 109V107H112V109H111V106L109 105ZM137 103H138V104H137ZM159 103H160V105H158L159 110L161 111V110L163 109V114H164V115H162V113H158L159 111H158V109L156 108V105L159 104ZM163 103L167 104V107H165L166 105L163 104ZM180 103H181V105H180ZM191 103H192V104H191ZM196 103H197V104H196ZM209 103H210V104H209ZM212 103H213V104H212ZM245 103H246V104H245ZM263 103H264V101H263ZM103 104H104V105H103ZM107 104H108V106H107ZM116 104H117V105H116ZM146 104H147V105H146ZM186 104H188V106H187ZM223 104H224V105H223ZM240 104H242V105H240ZM93 105H94V106H93ZM175 105H176V106H175ZM190 105H191V106H190ZM194 105H196V107H197L198 109H196V107H195ZM204 105H205V106H204ZM206 105H207V106H206ZM228 105H229V106H228ZM243 105H244V106H243ZM248 105H249V106H248ZM263 105H264V104H263ZM120 106H121V107H120ZM137 106H139L140 111L137 110V109H139V108H137ZM150 106H151L153 109H155V115H153V114H154V110H153V111H152L153 114L150 115L151 118H149V120H150V121H149L147 117H149V113H151L150 111L152 110V108H149ZM161 106H163L164 108L161 107ZM169 106H170V107H169ZM181 106H183V107H181ZM185 106H186V107H185ZM189 106H190L191 108H190ZM210 106H211L212 109L210 108ZM213 106H214V107H213ZM224 106H225V107H224ZM235 106H237V107H235ZM107 107H109V109H110L109 112H107V111H108V110H107V109H108ZM168 107H169V109H172V108H173L172 110H174V111H172V112L169 111V112H168V110H167ZM179 107H181L183 110L180 109ZM192 107H193V109H194V108H195V109L193 110ZM202 107H203V108H202ZM231 107H232V108H231ZM240 107H242V110H240V109H241ZM147 108H148V109H151V110L149 111ZM160 108H161V109H160ZM166 108H167V109H166ZM178 108H179V109H178ZM186 108H188V111H187ZM199 108H201V110H200ZM204 108H205V110H204ZM229 108H230V109H229ZM251 108H252L253 111H254L252 114H251L252 111L250 112V110H252ZM2 109H4L3 111H4V112L6 111V113H4V112L2 113V110L0 109V112L2 113V114H0V115H1V118H0V119H1L2 122H6V121H7L6 119H10L11 114H10V116L7 115V114H9V111L6 110V108H3V107H2ZM177 109H178L179 112H178V111H175V110H177ZM190 109H191V110H190ZM96 110H97V111H96ZM106 110H107V111H106ZM130 110H128V111H130ZM134 110H135V111L137 110L136 113L134 112ZM146 110H145V111H146ZM156 110H157V115H158V116L161 114V115H160L161 118H159V117L156 116ZM164 110H165V111H164ZM184 110H185V112H188V113H189V111H190V114H192V116H193V115H194V116L192 117L190 114H189V116L192 117V118H194V119H195V116H196V119H197V115H198V113H199L200 111L202 112V113H199L200 115H203V114L205 113V114L203 115V117H201L200 115H198V116H200L199 119H198V122H199V120L201 119V120H200V121H201L200 123H201L202 125H204L203 127L201 126L203 129L200 128V125H201V124H199V123L197 122L196 119H195V121L192 120L193 123H191L190 120L187 121V120L185 119V118H187L186 115H185V116H184V120H186V121H184V120L182 119V118H183L182 115H183V114H187V115H188V113H185ZM93 111H94V112H93ZM115 111H116V112H115ZM138 111L140 112V114H139ZM182 111H183V112H182ZM193 111H194V113H193ZM204 111H205V112H204ZM210 111H212V112H210ZM213 111H214V112H213ZM217 111H218V110H217ZM241 111H242V112H241ZM43 112H44V113H42V114L45 115V118H46V120H45V118H44L45 122H46L47 124L50 123V122L48 121L49 117H46V114H45V113H47L48 111H45V110H44ZM80 112H81V109H80ZM164 112H165V113H164ZM176 112H177V113H176ZM191 112H192V113H191ZM261 112L264 113V109H263V111L261 110ZM102 113H103V114H102ZM122 113H121V114H122ZM134 113H135L136 117L132 116V115H134ZM173 113H174V115L178 116L179 118H178V117H175V122L172 123V121L174 120V118H173L174 115H172ZM209 113H210V114H209ZM214 113H215V114H214ZM225 113H224V114H225ZM42 114H41L40 117H42ZM110 114H112V111H111ZM169 114L171 115V117H170ZM179 114H180V115H179ZM211 114H212V115H211ZM224 114H221V116H220L221 119L218 118V119L221 120V124H222V125L224 124V123H222V122H225V123L228 122V123H229V120H230V117H228L229 114H227V118H229V120H228V119L225 120V118H224L225 115H224ZM231 114H233L234 116L232 117ZM81 115H83V116H81ZM84 115H85V116H84ZM102 115H106V116H104L105 118H106L107 115H108L107 120H106V121L109 120L108 124L110 123V120H113V122L111 121V123H112L113 125H116L115 123H118L119 120L122 122V125H121V122H119L120 126H119V124H118V127L121 128V130H118V131H119L121 134H122V132H124L123 135H122L123 140L121 139L120 143H119V141L117 140V139L119 138V136L115 135V134H118L119 132L114 134L116 139L111 138V137H112V136H111L112 134H111V135L109 134V135H110V138H106V137H107V135H106V134H107V132H106L107 128L104 129V125H102V123L99 124V122H101L102 119L104 118ZM140 115H141V116H140ZM152 115H153V118H152ZM205 115H206V116H205ZM213 115H215V117H217V118H215V120L213 119V118H214ZM241 115H242V114H241ZM4 116H6V118H5ZM80 116H81V120H80ZM100 116H101V117H100ZM111 116H113V115H111ZM117 116H118V118L116 119ZM121 116H122V117H121ZM127 116H128V117H127ZM139 116H140V118H139ZM143 116H144L145 118H143ZM189 116H188V117H189ZM210 116H211V118L208 119V120H209V122H208V121L206 120V118H208V117H210ZM246 116H244V117H246ZM250 116H249V117H250ZM263 116H264V114L260 116V122L263 121ZM2 117H4V118H2ZM40 117H39V118H40ZM43 117H44V116H43ZM84 117H86V119H85ZM94 117H95V119H94ZM119 117H121V118H119ZM154 117H156V118H154ZM190 117L187 118V119H190ZM212 117H213V118H212ZM255 117H256V118H255ZM261 117H262V118H261ZM12 118H13V117H12ZM91 118H92V119H91ZM105 118H104V120H105ZM177 118H178V119H177ZM222 118H224L225 121H224V120L222 121ZM4 119H5V120H4ZM13 119H14V118H13ZM83 119H84V120H83ZM118 119H119V120H118ZM211 119H212V120H211ZM247 119L244 118V120H246V121H247ZM249 119H250V120H249ZM3 120H4V121H3ZM14 120H15V119H14ZM14 120L11 121V123H13ZM40 120H41V119H40ZM40 120H39V121H40ZM42 120H43V118H42ZM42 120H41V121H42ZM49 120H50V119H49ZM98 120H99V121H98ZM100 120H101V121H100ZM122 120L125 121V122L123 123ZM132 120H133L135 123L132 122ZM135 120H136V121H135ZM178 120H179V121H178ZM181 120L183 121V123H182ZM227 120H228V121H227ZM231 120H230V123H231V125H232V124H233L232 122H233L234 120H236V119L234 118V120H233L232 122H231ZM85 121H86V122H85ZM89 121H90V122H89ZM106 121L103 122V123H106ZM115 121H117V122H115ZM148 121H149V123H150V122H151V123L149 124ZM177 121H178V124H179V125L176 124ZM211 121H212V122H211ZM213 121H214V122H213ZM215 121H217V122H216L217 125L219 124L218 126H216V130L218 131V133L216 132L217 134L215 133L214 136H213V138L210 137V136L208 137V135H209V133H210V132H209L210 129L208 130V128H209L211 125L214 126V125H215ZM237 121H234V122H237ZM241 121H242V124H241ZM248 121H247V122H248ZM250 121H254V122L250 123ZM45 122H44V123H45ZM81 122H82L83 124H82ZM84 122H85V123H84ZM87 122L90 123V127H89V125H88L89 123H87ZM114 122H115V123H114ZM131 122H132V123H131ZM185 122H186V123H185ZM187 122H188L189 124H188ZM194 122H196V123H195L196 126H195V128H192V127H193L192 124H194ZM202 122H203V123H202ZM204 122H208L207 125H210V126H208V128H206V124H204ZM243 122H244V124H243ZM42 123H43V122H42ZM230 123H229V124H230ZM238 123H237V125H238ZM69 124H70V125H69ZM80 124H82V125H80ZM108 124H107V125H108ZM112 124H110V126H112ZM124 124H126V125H124ZM147 124H148V125H147ZM158 124H159V123H158ZM168 124H169V125H168ZM172 124H174V125L172 126ZM190 124H191V125H190ZM226 124H227V123H226ZM246 124H247V123H246ZM258 124H259V123H258ZM43 125H44V124H43ZM91 125H92V126H91ZM107 125H106V126H107ZM177 125H178V126H177ZM183 125L186 127V130H185L184 127L182 128V129H184V130H182V132H186V133H184V135H183V133L180 131L181 129H179V128H181ZM231 125H230V126H231ZM263 125H264V121H263ZM85 126L82 127V128L80 127L81 130L84 129V128H86ZM101 126H102V127H101ZM135 126H136V127H135ZM156 126H157V124H156ZM160 126H158L157 129L161 128ZM170 126H171V128H170ZM180 126H181V127H180ZM190 126H191V127H190ZM212 126H211V127H212ZM227 126L230 128L229 125H227ZM227 126H226V127H227ZM240 126L238 125L239 128H242V127H240ZM43 127H45V125H44ZM57 127H58V126H56V128H57ZM59 127L64 128L63 126H59ZM65 127H66V126H65ZM67 127H66V128H67ZM115 127H117V125H116ZM126 127H128V126H126ZM172 127L174 128L173 130H172ZM176 127H177V129H175ZM214 127H215V126H214ZM218 127H219V130H218ZM228 127H227V128H228ZM231 127H232V126H231ZM233 127H234V126H233ZM236 127H237V126H236ZM259 127H260V128H259ZM80 128H79V130H80ZM223 128H224V127H223ZM72 129H73V128H72ZM74 129H73V130H74ZM88 129H87V132H88ZM163 129H162V130H163ZM224 129H225V128H224ZM70 130H71V129H70ZM73 130H71V134L74 132ZM75 130H76V129H75ZM154 130H155V131H154ZM162 130H161V133H162ZM164 130H163V131H164ZM175 130H176V132H175ZM207 130H208V132H207ZM211 130H212V131H211ZM211 130H210V131H211L212 133H214L213 130H215V128H213V129L211 128ZM216 130H215V131H216ZM221 130H222V126H221ZM229 130H231V129H228V131H229ZM253 130H254V129H253ZM257 130H256V131H257ZM42 131H43V130H42ZM72 131H73V132H72ZM93 131H92V132H93ZM121 131H122V132H121ZM172 131H173V132H172ZM177 131H178V132H177ZM140 132H139V133H140ZM150 132H151V133H150ZM195 132H193V134H194ZM222 132H223V131H222ZM260 132H262V130H261ZM78 133H79V131H78ZM81 133H82V132H81ZM88 133H89V132H88ZM103 133H104V134H103ZM108 133H109V132H108ZM149 133H150V134H149ZM175 133H176V134H175ZM177 133H178V134H177ZM219 133H220V135H219ZM231 133H232V134H231ZM101 134H102V135H101ZM128 134H129V133H128ZM173 134H174V135H173ZM195 134H196V133H195ZM203 134H205V135L203 136ZM254 134H255V135H254ZM37 135H38V134H37ZM37 135H36V136H37ZM66 135H67V137H68V139H69V135H70L69 130L67 131V134H66ZM88 135L90 136V134H88ZM91 135H92V134H91ZM109 135H108V137H109ZM114 135H113V137H114ZM119 135H120V134H119ZM126 135H127V136H126ZM171 135H172V136H171ZM198 135H199V134H198ZM200 135H199V139H200V141L198 140V136H197V140H194V138L196 139V135H195V137H194V135H192V136H190V137H189V135H188V137L186 136V137H187V138H185L186 140H185V139L183 140V141H184L183 146H182V144L180 143V142L182 141L181 138H179L180 141H176V140H178V139H175V140L173 139V141H176V142H173L172 140H171L172 142L170 141L171 144L173 143V144H172V147H170V148H173V149H175V150L172 149V152H173V153H172V152L170 151V149L168 148L169 153H170V152H171V154H175V153H176V155H177V154H178V155H177V156H173V155H171V154H169V155H170V156H173V157H176V158H175L176 160L174 159V162H176V161L179 162V164H177L178 167H181V166L184 167V165H185L184 163H183L184 165H183L182 163H180L181 159H180V161H178V156H179V154H182L180 151H182L183 154L188 153V155H187L188 157H187V158H186V155H185V157L180 156V157H182V159H183L182 162H184V161H185V162H188L189 160H191V159H189V155H190V156H193L194 153H195V152L193 151V148H192V149L189 148V147H191V145H192L191 143L194 142V143H193L194 147L196 146V142H197V144L200 143V145L196 146V149H197V150L199 149V146H201V145L203 146V144H201V143H202L201 141H205V140H202L203 138H202ZM215 135H216L217 137H216ZM263 135H264V132H263V134H261V136H262L261 139H262L263 144H264V136H263ZM102 136H103V137H102ZM205 136H207L208 138L206 139ZM223 136H222V137H223ZM46 137H48V136H46ZM46 137H45V139H46ZM91 137H92V136H91ZM100 137H101V138H100ZM177 137H176V138H177ZM222 137H221V140H223V141L227 139V138L224 139L225 137H224V138H222ZM259 137H260V136H258L256 140L254 139L253 141H251V140H249V141H250L251 143L253 142V143H252L253 145H254V144L256 145L255 148L258 146V147H259V150H260V144L262 143V141L260 140ZM34 138H35V136H34ZM34 138H33V140H34ZM120 138H121V136H120ZM120 138H119V139H120ZM165 138H167V139H165ZM35 139H37V141L35 140L34 143H36V142L39 143V142H38V141H39V136H37ZM107 139H108V141H110L109 143H108ZM161 139H163L162 141L164 142V143L162 142V144H161ZM192 139H193L194 141H193ZM33 140H32V141H33ZM42 140H43V138H42ZM96 140H94V141H96ZM219 140H220V139H219ZM257 140L261 141V143H260V144L257 143ZM43 141H44V140H43ZM52 141H53V140H52ZM94 141H93V142H94ZM113 141H114V142H113ZM209 141H208V142H209ZM234 141L236 142V141H238V139H237V140H236V139H233L231 142L233 143ZM239 141H240V140H239ZM239 141H238V143H239ZM249 141H248V142H249ZM40 142H41V139H40ZM45 142H46V141H45ZM112 142H113V143H117V144H113ZM158 142H157V143H158ZM185 142H187V143H185ZM226 142H227V143H226ZM226 142H224V143H226V144H227V148L230 149L231 147H229V145H228V142H229V141L226 140ZM235 142H234V144H235ZM41 143H42V142H41ZM47 143H49V142H47ZM47 143H44V142H43V143H42V144H43L42 147L48 149V148H49V145H48ZM188 143L190 144L189 147H188L189 149H186V148H185V144H188ZM203 143H204V146H203L202 149H204V148L206 147V148H205V151L207 152V149H208L207 145H208V143H207L206 146H205L206 143H205V142H203ZM236 143H237V142H236ZM45 144H46V145H45ZM93 144H94V143H93ZM95 144H96V143H95ZM119 144H120V145H119ZM122 144H123L124 146H123ZM166 144H169V146H165ZM175 144H177V145H176L177 148H175L176 146H173V145H175ZM226 144H225V146H223V147H225V149H226L225 152H223V150H224L223 147H219V148H220V150H221L223 156H224V155H226V156H229V155H230V158H232V157H237V155L239 156V153L242 154L243 151H244V153H246L245 151H247V149H246L245 146H247V148H248V144H249V143L246 142L247 145H243V146H244L243 148H244L245 150L242 149V150H243V151H241L242 153L240 152V150H241V148H242V143H240L241 145L238 144V145L241 146V147H240V150H239V149L236 150V147H235V149H234V146H237L236 144H235V145H234V144L232 145V144L229 143L231 146H233V149L228 150L230 153H229V152L226 153V152H227ZM118 145H119V146H118ZM153 145H154V144H153ZM180 145H181V146H180ZM249 145H250V144H249ZM253 145H252V146H253ZM103 146H104V145H103ZM154 146H155V145H154ZM158 146H157V147H158ZM163 146H162V147H163ZM263 146H264V145H263ZM263 146H262V147H263ZM47 147H48V148H47ZM113 147H114V148H113ZM116 147H117V148H116ZM118 147H120L121 150H120ZM121 147H122V148H121ZM162 147H158V148L160 149V150L158 149L159 152H160V151H161V152L164 151L165 148H164V147L162 148ZM44 148H43V149H44ZM103 148H104V151H103ZM108 148H109V149H108ZM115 148H116V149H115ZM180 148H182V150H179ZM183 148H184V149H183ZM211 148H212V147H211ZM211 148H210V149H211ZM219 148H218V149H219ZM221 148H223V150H222ZM237 148H238V146H237ZM250 148H251V146H250ZM253 148H254V147H253ZM255 148H254V149H255ZM110 149L113 150V151H111ZM161 149H163V151H162ZM210 149H209V150H210ZM218 149H217V150H214V151L211 149V152H212V151L214 152V153H212V158H210L211 154H209L208 152H207L206 154H205V153H204V154H205L206 156L209 155V159L215 161L216 159L214 160L213 157H216V158H217L218 155L215 156V153L218 154V152H217V151H219ZM261 149H264V148H261ZM55 150H56V149H55ZM55 150H53V151H55ZM189 150L191 151V153H190ZM231 150H234V153H236V154H234L233 152L231 153ZM249 150H250V149H249ZM249 150H248V152H249ZM259 150H257V151H259ZM44 151H46V150H44ZM53 151H52V152H53ZM109 151L111 152V154H109ZM116 151H117L118 153H117ZM126 151H127V152H126ZM166 151H167V149L165 150V152H166ZM168 151H167V152H168ZM205 151H204V152H205ZM237 151H239L238 154H237ZM253 151H254V150H253ZM262 151H264V150H262ZM112 152H113V153L115 152L116 154H115V153L113 154ZM122 152H124V153L122 154ZM161 152H160V153L156 152V154H160V155H162L163 153H161ZM165 152H164V155H162V156H166ZM167 152H166V153H167ZM202 152H203V151H202ZM50 153H51V151L48 152V153H46V154H48V156H49ZM120 153L122 154V155H121V156H122V159H120V158H121ZM132 153H133V155H132ZM192 153H193V155H192ZM249 153L252 154L253 152L251 151V152H249ZM256 153H257V154H256ZM56 154H57V152H56ZM59 154H60V153H59ZM118 154H119V157L117 156ZM135 154H136V152H135L134 150H132V152H130L129 156H127L128 158H127V157H126V158L129 159L130 155H132L131 158H133V159L135 160L134 162H136V163L139 162V161H141V162L143 163V162L146 160V159L144 160V158H145L146 156H145L144 158H141V159H142V160H141V159H140V155L136 154V155H137V156H136ZM156 154H155V155H156ZM183 154H182V155H183ZM195 154H196V153H195ZM213 154H214V156H213ZM227 154H229V155H227ZM258 154H259V155L261 154V155H262V158L264 157V156H263V154H264L263 152H262V153L255 152V154L253 153L252 155H258ZM50 155H51V154H50ZM111 155H113V156H112V159H113V160L111 159ZM126 155H125V156H126ZM150 155H151V158H150V159L152 160V159H153V158H152V157H153V154H150ZM160 155H159V156H160ZM196 155H197V154H196ZM196 155H194L193 158H196ZM235 155H236V156H235ZM259 155H258V157H261V155H260V156H259ZM159 156H158V157H159ZM199 156H200V155H199ZM226 156H224V157H226ZM50 157H51V156H50ZM53 157H54V156H53ZM56 157H57V158H56ZM58 157H59V155H58V156L55 155V158H56V159H58ZM60 157H61V154H60ZM60 157H59V158H60ZM109 157H110V158H109ZM160 157H161V156H160ZM173 157L170 158V159L173 160ZM200 157H201V156H200ZM200 157H199V158H200ZM218 157H219V156H218ZM136 158H137V160H136ZM197 158H198V157H197ZM199 158H198V159H199ZM48 159H49V158H48ZM51 159H53V158H50L49 160H51ZM186 159H188V161H187ZM198 159H197V160H198ZM233 159H235V158H233ZM237 159H238V158H237ZM54 160H55V159H54ZM54 160H53V161H54ZM111 160H112V161H111ZM116 160H119V162H117ZM143 160H144V161H143ZM199 160H200V162H201V163L199 162V164H203V165H202L203 171H202V169H201V171H200L199 173L196 172V171H194V167L196 166L195 163L197 162L195 159H194V161H196V162L193 161L194 164H193V162H190V164H188V165H190V167L193 168V169H191V168H189V167H188V168H185V167H184L185 169H183V168L181 167L182 170H186L185 172H187L188 176L190 177V178H189V181H191V180L193 181V183H192V181L190 182V186H192V187H190V188H192V190L194 191V194H196V195H199L200 193H202V194L210 193V192H212V191H216V192L219 193V192L222 190V188H221V187H222V184L220 183V181L215 182L214 185L212 184L211 186L208 185V183L205 185V183L203 182V181H205V179H203V176H204L203 174H204L205 172H207V171H206L207 168H205V167L208 166V168H209V167H210V164H211L213 161H211V162L209 163V165L205 166V164L202 162V161H203L202 158L199 159ZM227 160H229V158H228ZM51 161H52V160H51ZM51 161H50V162H51ZM120 161H121V162H120ZM126 161H127V160H126ZM131 161H133V160H131ZM111 162H116L117 165H119V166H116L115 163L110 164ZM127 162H130V161H127ZM91 163H93V164H91ZM98 163H99L98 161H96V163H95V160H94V161L92 160V161L88 162V165H89V164H90V166L92 165L91 168H90V170H92V167H93V170H94L93 173H94V174H95V173L98 174L99 172H103L102 167H100L101 164L99 165ZM119 163H120V164H119ZM217 163H218V161H217V162L215 161V164H212L213 166H212V168H210V170L212 169V172H213L214 170H216V168H215L214 166H215ZM221 163L224 164V163H226V161L224 160V162H221ZM221 163H220V165H221ZM96 164H98V165H97L96 168H94V166H95ZM109 164H110V165H109ZM113 164H114L115 166H112ZM139 164L141 165L140 162H139ZM186 164H187V163H186ZM143 165H144V164H142L141 167H142ZM151 165H153V164H151ZM179 165H180V166H179ZM225 165H226V164H225ZM230 165H231V164H230ZM263 165H264V164H263ZM90 166H89V167H90ZM110 166H111V167H110ZM149 166H150V164H149ZM193 166H194V167H193ZM217 166H219V163L217 164ZM114 167H118L119 169H118V168H114ZM213 167H214L215 169H213ZM219 167H220V166H219ZM99 168H100V170H99ZM142 168H143V167H142ZM145 169H146V168H145ZM217 169H218V168H217ZM262 169H264V168H262ZM93 170H92V171H93ZM108 170H107V173L109 172ZM178 170H179V168H178ZM182 170H181V171H182ZM191 170H192V171H191ZM179 171H180V170H179ZM225 171H226V170H225ZM208 172H211V171H208ZM235 172L237 173V171L235 170L234 173H233V175L236 174ZM93 173H92V174H93ZM195 173H196V174H195ZM201 173H202V174H201ZM99 175H100V174H99ZM101 175H104V174H101ZM108 175H109V173H108ZM113 175H115V174H113ZM94 176H95V175H94ZM195 176H196V177H195ZM198 176L200 177V179H199ZM114 177H115V176H114ZM191 177H192L193 179H191ZM197 177H198V178H197ZM19 179H20V178H19ZM102 179H104V178H102ZM197 179H199V181H201V180L203 179V180L201 181V183H200V186H199V183H198ZM21 180H22V178L20 179V181H21ZM96 180H97V178H96ZM98 180H99V178H98ZM215 180H216V179H215ZM222 180H223V182H224L226 179L224 178V179H222ZM100 181H101V182H104V180H101V179L99 180V182H100ZM196 181H197V182H196ZM228 181H229V183H230V179H228ZM243 181H244V180H243ZM221 182H222V181H221ZM191 183H192V184H191ZM203 183H204V184H203ZM218 183H219V184H218ZM197 185L200 187L199 190H198V186H197ZM218 185H219V186H218ZM203 186H204V189H203ZM211 188H212V190H211ZM218 188H220V189L218 190ZM116 189H117V191H118V188H117V187H116ZM195 189H196V190H195ZM203 190H204V191H203ZM208 190H209V191H208ZM127 191L129 192L130 190L128 189ZM128 192H124V194H122V195L125 197V194H127ZM123 196L120 195V198H119V199H123V198H122ZM111 198H112V197H111ZM113 199H114V198L110 199V200H111L110 202H113V201H114ZM115 199H116V198H115ZM116 200H117V199H116ZM116 200H115V201H116ZM169 200H170V199H169ZM169 200H167V198H166V199L164 198V201H169ZM168 203H169V202H168ZM48 205L50 206L51 204L48 203ZM168 205H169V204H168ZM168 207H169V206H168ZM170 207H172L171 203H170ZM103 218H104V217H103ZM66 222H67V220H66ZM68 224H69V223H68ZM68 224L66 223V225H64V227L62 228V232H63L62 234H64V235H66V234L68 233L67 230L70 229V227H69ZM29 225H31V224H29ZM257 226H258V225H257ZM29 227H30V226H29ZM149 227L151 228V225H146V226H144V227H143L144 229L147 228L145 231H144L143 228L141 229V231H142L141 236H143V235H144V236L142 237V240L140 241V243L137 242V243H139V244H138L139 246H138L137 243H135V242H133V244H132V243L130 244L129 241H128L129 244L125 242L126 244L124 245V247H128V249H127V248H123L124 251L121 250V249H122L121 247L123 246V244H122L121 247H118L119 244L116 245V243H115V244H109V245H108V244H104V245H105V246H104L103 244H101V245L98 244V243H93V244H92V243L90 242L89 244H87V246H88V247H87L85 243H82V240L79 241V239H78V240L70 239V241L68 242L69 238H65V240H64V239H58V240H56V241H59L60 243H58V242H56V243H54V244H53V243H52V244H51V243H50V244L48 243V244L50 245L49 247H47V244H45V246L47 247L45 250H43V251H41V252H39V253H35L36 255H35V254H34V255H30L29 252H31V251H29L28 249H27L28 252L26 251V249H25V248H26V247H25L26 245H24L23 242H22V243H23V245H22L21 241H16V240H14V242H15V244H14V243L12 242V241H13L12 239H11V242H10V238H8L9 240H7V239H5V238L3 237V238H4V240H3V238L0 237V243H1V244H0V250H1V248H2V250L0 251V252H1L0 255H3V254L5 253L3 256H1L0 259H2L3 261L0 260V263H1V261H2V264H3V262L6 263V261H7L8 263H6V264H17V263H18V264H21L22 261H24V258H25L26 260L23 262V263H25V264H26L27 262H29L30 259L33 260V262L30 261V262H31L30 264H32V263H33V264H36V263H38V264H44V263H45V264H54V263H55V264H68V263L73 264L74 261H75V263L78 262L79 264H80V263L83 264V263H85L86 259H89V260H87V261H90V262H93V260L96 262L97 259H98V260H100V259H102V258L104 259L105 256H108L106 253H108V254L111 255V256H112V255H115L116 253H114V252H117V253H118L119 248H120V250H119V253H118V254H120L122 251L124 252V254H125V252H126L127 250H128V251H131V252H128V254L130 253L131 255H133L134 258H137L136 260H137L139 263H144V264H151V262H152V264H153L154 262L157 263V260H156V259H158V257H159V258L162 257L161 255H164L163 253H165L164 256L168 255V254H166L167 252H168V253L171 252V253L174 255V256H173V255L171 256V257H173V258H176V259L179 258V260H184V261H182V262H185L186 257H187V259L189 258V259L187 260V263H188V261H190V260L192 259V257H190V256H193V255H191L190 253L194 254V253H193L194 250L196 251V253H195L196 256H195V257L193 256V257H194V258H193V259H194L193 262H195V258L197 257V255L201 256V254H202V255H203V254H204V255H205V254H206V255L209 254V252H208L206 246H209V244H210V249H209V247H208V249H209L210 252H211V249H213L211 246L214 244L213 247L215 248V250H214V249H213V250H214L215 252H217V249H216V248H218V247L220 246V244H222V241H225V240H226V239L224 238L226 235L223 236L224 234H223V230H222V228H220V229L218 228V230L216 229L217 232H218L219 230H221V231H220V234H219L220 237H218L217 234L214 235V234H212V233H211V235L209 236V234H210L209 229H207L208 231H207V230L204 231V230H202V229H204V228H202V227H201V229H200V230H202V231H199V233H195L197 236H196L195 234L191 233V232L189 231V229H186V228H184V227H183V228L181 227L182 229L180 228V231H179L180 233H179V234H176V233H162V232H159V231H158V228H157V232H156V233L154 234V236H153V234L150 235V234L146 233L148 229L150 230ZM32 228H33L34 230H36L33 226L30 227V229H32ZM258 228H259V229H258ZM260 228H261L260 225H259L258 227L250 228L251 230L245 228L246 231H248L247 233H246V232L244 233L245 229H242L243 232H241V231H240L241 228H239V229H237V230H235V231H236V232H239V231H240V233H241V234H244V235L247 234V235H248V238H250V237H249V236L251 235L250 232H251L252 230H254V229L256 230V234H258V235H255V236H259V230H260ZM64 229H65V230H64ZM151 229H152V228H151ZM154 229H156V228H154ZM2 230H3V228H1V231H2ZM27 230H28V228H27ZM255 230H254L253 232H255ZM257 230H258V231H257ZM29 231H30V230H29ZM29 231H28V232H29ZM32 231H33V230H32ZM181 231H182V232H181ZM64 232H65V233H64ZM189 232H190L191 234H190ZM204 232H205V233H204ZM206 232L209 233V234H206ZM253 232H251L252 235H253ZM144 233H145V234H144ZM203 233H204V234H203ZM232 233H233V232H232ZM240 233H239V235H237V233H236V236L239 237V236H240ZM248 233H249V234H248ZM30 234H31V233H30ZM32 234H34V235L32 236ZM32 234H31L30 236L28 235V238H29V237H30V238H31V237L34 238L35 234H36V236H35L34 239H36V238L38 237V233H37L36 231H35V233L33 232ZM160 234H161L162 237L159 236ZM169 234H170V236H169ZM171 234H172V235H171ZM173 234H174V235H173ZM202 234H203V235H202ZM205 234H206V235H205ZM225 234H226V233H225ZM149 235L152 236V239L150 238ZM167 235H168V236H167ZM181 235H183V237H184V236H185V237L183 238V237H181ZM190 235H194V236L190 237ZM213 235H214V236H213ZM230 235H231V234H230ZM234 235H235V234H233V236H234ZM244 235H243V236L241 235V236L243 237V241L241 240V236H240V239H239V240H241V242H238L240 245L237 243V244L239 245L240 249H239L238 245L235 244V245H233V246L231 247L232 250L229 249L230 246H231V242L229 241L230 239L228 238V237H230V236L227 235V238H228L227 240L229 241L230 246H229L228 244H226L227 248L229 249V253H228V252H226V253H228L230 256H232V254H233L232 257L235 256L236 259L233 258V259L230 261L231 257H230L229 255H227V256L230 257V258L228 257L230 263H229V261H225V257H224V261H222V263L219 261L220 264H226L225 262H227V263H229V264H231V262H233V264H251V263L254 264V263H253L254 261H255L256 264H259L260 262H256V261H260V260H259V259L255 260L258 256H259L258 258H262V259H263V263H264V258H263V257H264V249H263V248H264V244H262L264 240L262 241V239H261L260 236H259L260 238L257 237V239L260 241V244H259V242H257V241H256V243H255V241H253V242H254V245L257 244V245L254 247V246L252 245L253 242L251 243V242L249 241L251 244H250V243H247V244L245 243V242H246V241H245V240H246L245 238H247V235H246V236H244ZM252 235H251V236H252ZM260 235H261V234H260ZM155 236H156V237H155ZM163 236H164V237H163ZM195 236H196V237H195ZM203 236H205V237H203ZM206 236H207V237H206ZM208 236H209V238H208ZM221 236H222L223 238H222ZM233 236H231V237L233 238ZM236 236H235V237H236ZM255 236H253V237H254L253 239H252V237H251L249 240H251V239H252V240L256 239ZM263 236H264V235H263ZM177 237L180 238V240H179ZM186 237H187V238H186ZM194 237H195V239H194ZM231 237H230V238H231ZM235 237H234V238H235ZM1 238H2V239H1ZM143 238H145V239H143ZM182 238H183V239H182ZM188 238H189V239H188ZM207 238H208V239H207ZM216 238H217V239H216ZM234 238L231 240L233 243H235V239H236V238H235V239H234ZM248 238H247V242H248ZM34 239H32V240H34ZM67 239H68V240H67ZM185 239H186V240H185ZM187 239H188V240H187ZM191 239L193 240V242H190V241H189V240H191ZM213 239L217 242V244H218L217 246L215 245L216 243L214 242ZM219 239L221 240L220 242H218ZM223 239H224V240H223ZM260 239H261V240H260ZM263 239H264V238H263ZM6 240H7V241H6ZM30 240H31V239H30ZM38 240H39V239H38ZM38 240H36L37 243H38ZM60 240H61V241L64 240V242H63V241L61 242ZM166 240H167V241H166ZM168 240H169V241H168ZM175 240H176V241H175ZM192 240H191V241H192ZM195 240H196V241H195ZM233 240H234V241H233ZM239 240H238V238H237V241H239ZM74 241H75V242H74ZM142 241H143V243H142ZM187 241H189V244H193V245H189ZM18 242H20V245L18 244ZM40 242H41V240H40ZM40 242H39V244L41 245ZM71 242H73V243H71ZM145 242H146V243H145ZM178 242H179V243H178ZM31 243H32V242H31ZM63 243H64V244H63ZM134 243H135L137 246L134 247ZM147 243H148V244H147ZM162 243H163V244H162ZM169 243H170V244H169ZM203 243H204V247H203L204 250H202V248H198V246H199L198 244H200L201 246H203V245H202ZM226 243H227V241H226ZM12 244H13V245H12ZM16 244H17V246H19L18 249H17V252H18V253H19V248L24 247V249H25V250H21V253H20L21 256H20L18 253H15V252H16V251H15V249H16ZM26 244H27V243H26ZM28 244H30V243H28ZM34 244H35V240H34V242L32 243V246H35ZM97 244H98V245H97ZM142 244H143V245H142ZM150 244H151V245H150ZM152 244H153L155 247H152ZM164 244H165L166 246H165ZM186 244H187V245H186ZM241 244H242V253H243V254L240 253V250H241ZM82 245H83V246H82ZM92 245H93V246H92ZM113 245H114V246H113ZM181 245H182V247H181ZM195 245H198V246H197V247H194ZM260 245H263V246H260ZM41 246H42V245H41ZM51 246H52V247H51ZM81 246H82V247H81ZM84 246H85L86 248H85ZM100 246H101V247H100ZM109 246H110V247H109ZM112 246H113V249H112ZM116 246H117L118 249L116 248ZM142 246L145 247V248H143ZM160 246H161V247L163 246L164 248L167 247V246H169V247H167V249L170 248L171 246H173V247H171L172 249L170 248V250H172V251H174V252L169 251V250L165 251L163 248H161L162 251L160 252V250H159V247H160ZM176 246H177V247H176ZM187 246H188V248H187ZM226 246H224V247L222 246V247L224 248V250H223V248H222L224 254H225L224 251L227 249ZM235 246H237V247H235ZM13 247H14V248H13ZM50 247H51V249H50ZM89 247H90V248H89ZM92 247H94V248L92 249ZM98 247H99V248H98ZM108 247H109V248H108ZM132 247H133V248H132ZM139 247H141V248H139ZM3 248H4V250H3ZM84 248H85V250H83ZM88 248H89V249H88ZM101 248H102V249H101ZM105 248H106V249H105ZM191 248H192V250H191ZM197 248L200 249V250H202L201 254H200V250H199V252H198ZM205 248H206V249H205ZM249 248H250V249H249ZM49 249H50V250H49ZM95 249H96V250H95ZM109 249H112L114 252H113L112 250H109ZM116 249H117V251H116ZM129 249H130V250H129ZM143 249H144V250H143ZM174 249H175L176 251L179 250V251H178V253H179V255H180L179 257H178V256L175 257L176 255H178V253H177ZM188 249H189V253H188ZM219 249L221 250V247H219ZM233 249H235V250H233ZM237 249H238V250H237ZM246 249H247V251H246ZM253 249H254L255 251H252ZM74 250H75V251H74ZM78 250H80L81 252L78 251ZM82 250H83V251H82ZM132 250H133V251H132ZM137 250H138V251H137ZM180 250H182L181 253H180ZM183 250H184V251H183ZM186 250H187V251H186ZM205 250H206L207 252H206ZM220 250H218V252H219L220 254H219V255L217 254V255H218L219 257L221 256V254H222V257H223V256H226V255H224L222 252H220ZM230 250H231L232 252H235V253H231V254H230ZM2 251H6V252H3V254H2ZM11 251H12L13 254L10 253ZM13 251H14V252H13ZM22 251H23V254H22ZM25 251H26V253H24ZM57 251H58V252H57ZM77 251H78L79 253H78ZM158 251H159V252H158ZM163 251H164V252H163ZM204 251H205V252H204ZM238 251H239V252H238ZM8 252H9L10 254H9ZM99 252H100V253H99ZM110 252H113L114 254H113V253L110 254ZM123 252H122V253H123ZM144 252H145V253H144ZM184 252H187V253H188V256H187V254H185ZM212 252H213V251H212ZM212 252H211V253H212ZM218 252H217V253H218ZM237 252H238L239 254H237ZM252 252H253V253H252ZM6 253H8V254H6ZM32 253H33V252H32ZM32 253H31V254H32ZM74 253H75V254H74ZM91 253H92V254H91ZM104 253H105V254H104ZM132 253H133V254H132ZM161 253H162V254H161ZM197 253H198V254H197ZM11 254H12V255H14V254H18V256H17V255H14V256H17V258H18L19 260H18L17 258L15 259L14 256H13V257L10 256ZM44 254H45V255L47 254V255H46L47 257H45ZM103 254H104V255H103ZM137 254H138V255H137ZM156 254H158V255H156ZM6 255H7V256H6ZM25 255H26V256H25ZM29 255H30V256H29ZM73 255H74V257H73ZM96 255H97L98 257H97ZM116 255H117V254H116ZM151 255H152V256H151ZM155 255H156V257H155ZM159 255H160V256H159ZM169 255H170V254H169ZM184 255H185V257H184ZM206 255H205V256H206ZM237 255H238V256H237ZM31 256H32V257H31ZM64 256H65V257H64ZM85 256H86L87 258H86ZM102 256H103V257H102ZM218 256H217V258H218ZM227 256H226V260H228V259H227ZM239 256H240V257H239ZM260 256H263V257H260ZM8 257H9V258L12 257L11 260H9ZM19 257H20V258H19ZM27 257H28V258H27ZM30 257H31V258H30ZM41 257H42V258H41ZM62 257H63V259H62ZM66 257H67L68 260L66 259ZM84 257H85L86 259H85ZM88 257H89V258H88ZM149 257H150V258H149ZM152 257H153L154 259H152ZM181 257H182L183 259H181ZM7 258H8V259H7ZM29 258H30V259H29ZM33 258H34V259H33ZM80 258H81V259H80ZM91 258H92L93 260H92ZM94 258H95V259H94ZM105 258H106V257H105ZM147 258H148V260H147ZM190 258H191V259H190ZM209 258H210V257H209ZM212 258H213V257H211L210 260H211ZM214 258L218 261V259H217L216 257H214ZM214 258H213V259H214ZM12 259H13L14 261H16V260H18V261L15 263ZM22 259H23V260H22ZM45 259H46V260H45ZM193 259H192V260H193ZM219 259H220V258H219ZM262 259H261V261H262ZM5 260H6V261H5ZM20 260H21V261H20ZM43 260H44L45 262H43ZM91 260H92V261H91ZM98 260H97V261H98ZM141 260H142V261H141ZM151 260H152V261H151ZM153 260H154V261H153ZM158 260H159V259H158ZM221 260H223V259H221ZM233 260H234L235 262H234ZM10 261H13V262L10 263ZM38 261H39V262H38ZM57 261H58V262H57ZM83 261H84V262H83ZM147 261H148V262H147ZM239 261H240L241 263H240ZM34 262H35V263H34ZM41 262H42V263H41ZM145 262H146V263H145ZM206 262H207V261H206ZM211 262H212V261H211ZM211 262H210V263L207 262V263L211 264ZM215 262H216V261H215ZM243 262H244V263H243ZM207 263L204 262V263H202V264H207ZM213 263H214V262H213ZM263 263H261V264H263ZM28 264H29V263H28ZM76 264H77V263H76ZM157 264H158V263H157ZM214 264H215V263H214ZM216 264H217V263H216Z\"/></svg>","mask_w":264,"mask_h":264}]
</instances>
